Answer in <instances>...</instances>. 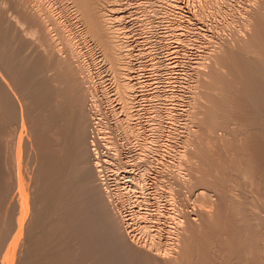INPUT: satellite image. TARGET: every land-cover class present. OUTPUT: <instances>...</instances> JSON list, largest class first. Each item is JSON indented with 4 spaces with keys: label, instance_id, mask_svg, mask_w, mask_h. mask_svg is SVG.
<instances>
[{
    "label": "rangeland",
    "instance_id": "1",
    "mask_svg": "<svg viewBox=\"0 0 264 264\" xmlns=\"http://www.w3.org/2000/svg\"><path fill=\"white\" fill-rule=\"evenodd\" d=\"M27 1V2H26ZM26 1H24V3L25 4H27V5H25L26 6V8H27V10L25 11V10H23L24 8V4H23V7H21L22 6V4H21V6L20 5H18V3L19 2H23L22 0H17V2H16V0H0V19H1V21H0V40H1V38H3L1 41H0V43H2V44H0V72H1V74H3L4 72H5V74L4 75H2V79L5 81L4 83H6V85H7V87L10 89L9 91L11 92V90H12V87H13V90H12V92L13 93H9V94H14L15 96H11L12 98H14V97H16V100H17V104L18 105H20L21 104V106L20 107H23L24 108V112L25 113H27L26 115H25V118H21L19 115V107H18V105L16 106V105H14L15 106V108L13 107L12 109H16L17 110V112L15 113V112H13L14 110H11L10 109V105L9 106H6L5 104L4 105H0L1 107H0V112L2 113H0L1 115V117H0V129L1 128H3V129H1L3 132H5V133H3L4 135H5V137H4V135L3 134H1V130H0V140H2V141H0V151H1V155H2V157L0 156V159L2 158L3 160H1V163H0V197H1V200H2V198L6 195V197H4V202H3V204H4V206H3V208H7V211H9L10 212V210L12 211V209L14 210V206H15V204H16V201L17 200H15V199H17L18 197V194L19 193H17L18 191H19V189H17V185H16V180H15V176H16V171H15V165L14 166H12L11 164H14L13 162H14V158H15V155L14 154H17L16 153V146H15V144L16 145H18L19 143H18V139H19V137L20 136H18L19 134H21V138H22V140H21V146H23L22 147V150H23V148H24V146L26 145H28L29 143H28V141H25L26 139H29V137H27V135L29 136V134L30 133H32L33 131H32V128H30V127H33V129H34V132H33V134H30L31 135V139H29V140H32V139H34V140H36V141H38L35 145H36V148H37V146H38V148L39 149H36V151L37 152H40L41 154H43V155H41V156H39V157H42L43 158V156L45 155L46 156V158L44 157V159H42L41 161H45V162H51L50 164H46L47 165V168H46V165L43 163V162H41L40 160H39V166L38 167H41V163H42V165L43 166H45L44 168H42L41 167V172H43V170L45 171V170H49L50 169V167L51 166H53V167H51V169L49 170L50 172H51V174L48 172V170H47V172L45 171V172H43V173H41L40 172V170H38V167H37V170L40 172H38L37 171V177L38 178H36V177H34L35 175H33V174H29L28 172H30L29 171V169H28V165H27V157H29L30 156V151L28 152V150H27V148H26V146H25V148H26V153H25V151L23 150V151H21L20 152V159H19V163L22 165L21 166V174H22V180H23V184H22V186H21V189H23V191L24 192H26V193H30L29 195H32V194H34V196H32L33 198L35 197V196H38L39 197V195H40V193H41V195L45 198V199H47V197H48V199H49V201H48V199L44 202V204L47 206V207H40V206H38V207H36L37 209H39V210H37V209H35V211L36 212H34L33 213V215L35 214V213H37V214H35L36 216L37 215H39L40 216V213H39V211L40 210H42V212L41 213H43V214H41L42 216L41 217H43V215H44V213H46L45 215H44V217H43V219L42 218H40L41 220L40 221H42L41 223H39V221H37V219H39L38 217L39 216H37V219H36V223H39L36 227V229H38L39 231H36V229H35V231H33L32 232V234L35 232V233H41V232H43L46 228H44L45 226H47V224L46 223H48L49 221L51 222L52 220H54V219H56V217H58L59 219H58V222H57V229H56V231L54 230L53 231V229H55V228H53L51 231L49 230V234H48V230L45 232V234L43 233V235L46 237H44V238H42L43 240H42V243H41V246L43 245V241L45 242L44 244H45V251H43L44 250V247L42 248V252H41V248H39L40 249V251H38V257L40 256V255H42L43 254V257H45V258H42L41 259V256L39 257L41 260L40 261H42L43 262V260H45L44 262H43V264L46 262V261H49L50 263H51V261L52 262H54V263H51V264H57L58 263V259L57 258H59V262L62 260V263H60V264H69V263H71V264H75L74 262H76V263H80L81 261L83 262H81L80 264H86L85 262H86V257H85V252H91V248L93 249L92 251H94V253H95V258L93 259V258H91V260L92 261H89V264H93V263H95V262H102L103 260L104 261H108L109 263L108 264H112L113 263V261H114V259H116V258H118V257H120V255L122 254L121 253V251L118 249V248H114V246H113V242L109 239V238H107V236L105 235V234H102V233H98L97 235H95V234H93L92 233V235H94L93 237H95L96 236V239L94 238V240L92 239V243L95 241V240H97L98 242H94V244L93 245H91L90 244V242L88 243L87 241H89V239L91 238V236L89 235V239H88V237H87V241L86 242H84L83 244H82V249L81 250H83L84 251V249L87 247V244L90 246H88L90 249H88V250H90V251H88L87 249H85V251H84V254L82 253V252H80L81 250H79V252L78 253H80V254H78V257L77 256H73L72 254H76V252L78 251L77 249H79L78 247H77V245H79V246H81V244L80 243H77L76 242V245L74 246V249L76 248V250H74L73 249V246H70L69 244H68V238L67 237H65V241L67 242V244L65 243V246H64V242H63V247H62V250L60 251L61 253H62V255L60 254V256L59 257H57L56 259V263H55V261H53L54 259H52L51 260V258H53V257H49V256H52V254L54 255L55 253H54V251H53V249H51V248H53V247H55V246H53L54 244L53 243H55V239H57V238H59V235L61 234V232H67V230H69V226H67L66 224V227H65V225L63 224V223H65L66 221L65 220H69L68 218V216H66V218H65V215H68L67 213L65 214V212L67 211V209L76 201V200H78V196L82 193L81 191H83L86 187H87V185H82V183L81 182H74V183H72V179L74 178V180L77 178H75V176L76 175H78L79 173H80V169H85L86 168V166L88 165V163H89V165H93V166H95L94 168H95V173H94V175H93V179H91L92 181H93V183H95L96 181L98 182V184H97V182L94 184V185H102V186H100L105 192H107L106 194V202L105 203H107L106 205H108L109 207L108 208H110L109 209V212L111 211V216L110 217H112L113 219L115 218V225L116 224H118L116 227L119 229H117L119 232V235L121 234L122 235V237L124 238V239H126V242L128 243V245H132V246H142V247H145V249H146V247H149V248H147V249H150L153 253H155V252H160L161 251V249H162V247L163 246H161V245H164L165 244V242H166V238H167V232L166 231H168V230H171L172 229V227H174L175 226V220H174V217L173 216H171V215H173V213L171 212L172 210H173V212H176L177 214L178 213H180L181 214V211H185V213H187L188 212V214L190 213V215H191V217L193 218V217H196L197 218V215H198V213H195L194 212V210L195 211H197V208L199 209V211H197V212H199L200 213V207H199V205H201L198 201H197V199H196V196H197V194H198V192L200 191V190H206V192L208 193V196H212L211 198H215V199H217V195L214 193V191H213V189H211V190H208L209 189V187L207 186V184H205L206 186L205 187H207V188H201V187H203L204 186V180L205 181H207L208 182V180H207V177H205V175L203 174V171H199V168H202V169H204L205 167H206V169L211 165V163H209V161H212V160H209L207 163H209L208 165V167H207V165L206 164H204L203 165V163H202V165L203 166H205V167H203L201 164H195L197 161H195V160H193V158H192V164H190V165H188L189 163H187L186 165L184 164V166L186 167L187 165H188V167L189 166H192L190 169H191V173H192V171H193V173H194V175H195V173L197 174V172H202L201 174H198V175H195L196 177H197V179L195 178V176H194V178L193 179H195V181H198V184H199V181L200 182H202V185L201 186H199V185H194V188H192L191 189V187L193 186V184L195 183V184H197L193 179L192 180H190V178H188L189 180V182L188 183H191L192 184V186L189 184V186H190V189H188L186 186L188 185V183L187 184H185L186 186H185V188L186 189H182V192L178 195V193H176L177 195V197L175 198V199H171V201H170V199L168 200V194H169V192H173V193H175V191H176V188L177 187H175V188H173L175 191H173V190H170V189H167L166 188V184H168V182H170L171 181V175H172V172H176V170L174 169H167V166H166V163L164 162V160H166L167 159V157H165L164 156V158L162 159V158H160V162H158L159 160L157 159L156 161H155V158H154V156L152 155L153 153H151L150 151V149L149 150H147V151H149V153H147L146 151L144 152L142 149H141V145H140V141H141V137H142V140H143V137H144V139H148V140H150L154 135H155V133H156V130L155 129H157L158 128V126H163L164 127V129L165 130H170V131H172V129H175L176 128V133H179V134H176L175 135V138H173L172 139V136L171 137H169V142H170V144H173V145H175L173 142H177L181 137H183V138H181L179 141H181V143H183V144H181L180 143V147H183L182 145H184V143L186 142V144H187V148H186V144L184 145L185 147H183V148H186V149H191L192 147H194V148H192V151H193V153H192V155L194 154V152H195V154H194V159L197 157V156H199V155H197L198 153L197 152H199V151H194V149L196 148V147H198V146H196V145H199V144H196V140H198V138L196 137V135H195V133L197 132H192L193 133V135H190V134H192L191 132H190V129H191V125H192V127H193V129L195 128V129H198L197 128V125H201V127H203L204 125L202 124V123H204V121L206 120V118H205V120L203 119H201V118H204V116L207 114L208 115V113L210 112H206V110H205V112H203L204 111V108H202V107H199V108H194V106L192 105V104H194V103H192V102H194V100L195 99H199V100H201V102L199 101V103H202V106H203V104L204 103H206V99H207V97L209 98L208 99V101L212 98V99H214V98H218V97H216V96H219V98H220V95H222V98H221V100H219L220 102H218V103H221V104H223L224 105V103L226 102V104H230L231 102H233V103H231L232 104V108L230 109H228L225 105V109H227V111L226 110H222V109H219L220 108V104L218 105V107H216L217 106V102H215V100H212L211 99V102L212 101H214L216 104H214L215 105V108H217V113H215V110H213V109H215V108H213L214 107V105H213V102L211 103H209L208 101H207V103H209V105L211 106V108L210 109H212L211 111H214L213 113H211L213 116H216V117H219V118H223L224 117V121H222V119H221V122H224L223 123V125H222V123H221V125H220V123H219V125H220V127H219V125H218V123L216 124L217 126V128H218V130L215 132V134H216V136H221V135H225V133L227 134V132H225L224 130H226V129H228V134H229V130L230 129H232L233 127H230V126H233V125H228V128H225V127H227V125L225 126V123L226 124H228V123H232V122H239V124H241L242 123V121H244V122H247V123H245V124H247V125H245L243 128L246 130V131H244L245 133H247V136H246V134L244 135V133H243V135L242 136H240L239 137V139H241V140H239L238 138V140L239 141H235L236 143V145H231V147H233V148H235V146H237V148L239 147H241V145H242V147H244V151L243 152H239V156L238 157H240V158H238V159H240V161H241V159H242V163H244L245 162V160L247 161V162H249V163H251V165L252 166H254V168L255 167H257V169L259 168V169H262L261 171H263L264 172V169H263V167H264V124H262V123H264V121H262V120H264V115L262 116V118H259V117H261V115L262 114H264V110L262 109L261 110V107L263 108V106L261 105L260 106V104H258V101L257 100H255L254 99V97H256L255 95H252L251 94V87L250 88H248V86H249V84H247V82H245V81H247V80H245L244 81V83H243V81L241 82V80L239 81L238 79L240 78V79H242L243 78V75L241 76V74L243 73L244 74V72L242 71V70H244V69H246V67H250L249 66V64H248V66H246L247 65V60H246V62H244L242 65H244L245 63H246V67H244V69H243V67H242V65L241 64H238L237 62H234L233 63V65H231V63L233 62V60L232 61H230V58L231 57H229V56H227V55H232V53L231 54H227L226 55V53H225V55L227 56V57H229V59L225 56V55H222V54H224L223 52L225 51V50H229L228 49V46L229 47H231V46H233V47H231L232 49H235V51L233 50V52L235 53V52H237V50L240 52V51H242L241 49L242 48H240V50L238 49L240 46H237L238 48H236L235 47V44L234 43H237V41H238V43H239V40H240V36L239 35H235V36H239V37H235V39L233 38L234 37V34L233 33H231L233 30V27H234V30H236L237 29V26L236 25H231L232 23V21L233 20H235L236 18H240V20L243 18V16H244V13L246 12V11H248L249 10V8L251 7V5L250 4H252L253 3V0H100V3H102V4H99L100 5V8L102 9V12L104 13V14H107V15H105L106 16V20H107V25H108V27H111L110 29H112V32H113V34L115 35L114 36V39H115V41L116 40H118V41H116L117 43H119V46H120V49H119V53H120V55H121V60L123 59V60H125V61H123V64H124V62H125V64L126 65H128L129 67L127 68V66L125 67V64H124V68L125 69H123V74H125L126 73V75H121L122 76V78L121 79H123V80H126V81H128L129 83H130V86H131V91L130 92H132L131 93V99H130V103H129V106H127V108H126V106H124V105H126L125 103H123L124 101H123V99H121L120 98V93H117V90H118V88H117V83H118V81H119V79H120V76H118V74L116 73V72H114V70L113 69H115L114 67L112 68V66L113 65H111L110 64V60L108 59V58H106L107 56H105L104 55V49H103V47L96 41V39H94V38H92V37H90V36H86V37H80L79 36V33L81 34L82 33V31H83V29L85 28V27H83L84 26V24L81 22V21H79V19H77L78 18V15H76V12H75V9H74V7L72 6V4H70V2L67 0V1H65V0H46V3L47 4H50L52 7H51V9H53V11H54V9L56 8L58 11H62L63 9V11H65L66 13H67V15L69 14V16H68V19H69V23L71 22V27H72V29H73V31H74V35H78L77 37L75 36V51H73L74 52V55H73V57L70 55V53L68 54L67 52H69V48H65V45L63 44V46H61V42H60V39H61V41H62V34H60V39L58 38L59 37V35L57 34V27L58 26H56V24L55 23H53L54 24V28H55V32H54V28H53V25L51 24V25H49L48 24V26L46 27V28H44L43 29V31H45L46 32V35H44V33H43V31H41L43 34H41L40 33V31H39V34L37 33V31H38V28H40V27H38L37 25V27L35 26V25H32V24H34V22H32V20H30V19H26V20H29V22L28 21H25L24 19V17H23V15H22V18H23V20H22V18L20 17L21 15L19 14L20 12L22 13V11H23V13H28L29 15H32L31 13L33 12V11H31V9L34 7V3H31L29 0H26ZM32 1V0H31ZM62 1H63V3L65 4H62ZM103 1V2H102ZM207 1H209L210 3H211V5L209 4L208 6H210V8H208L207 10H206V12H203L204 10H203V8L201 9V7H202V3L204 4V2H207ZM214 1H215V5L213 4L214 3ZM217 1V2H216ZM218 1H220L219 2V4H216V3H218ZM9 2H11V3H9ZM54 2V3H53ZM59 2H61V4L59 3ZM67 2H69V4L67 3ZM7 3V4H6ZM30 3H31V5H30ZM60 4V7H63L62 9H60V7H59V4ZM107 3V4H106ZM254 3H255V0H254ZM254 3L252 4V6L254 5ZM13 4H15V5H13ZM29 4V5H28ZM33 4V5H32ZM67 4V5H66ZM153 4V5H152ZM224 4H226V5H224ZM13 5V6H12ZM17 5H18V7H17ZM63 5V6H62ZM159 5V6H158ZM214 5V6H213ZM218 5V7H216ZM6 6V7H5ZM19 6L21 7V8H23L21 11L19 10ZM31 8H30V7ZM68 6V7H67ZM225 6V7H224ZM16 7V8H15ZM29 7V8H28ZM55 7V8H54ZM211 7H212V9H211ZM216 7V8H215ZM221 7H223V9L221 8ZM25 8V9H26ZM215 8V9H214ZM28 9H30V11H28ZM34 9V8H33ZM55 9V12L57 11ZM157 9H159V10H157ZM211 11H210V10ZM223 11H222V10ZM11 10V11H10ZM150 10V11H149ZM204 13H202L201 11ZM219 10V11H218ZM57 11V12H58ZM154 11V12H153ZM208 11V12H207ZM210 11V12H209ZM245 11V12H244ZM64 12V14L66 15V13ZM69 12V13H68ZM243 13V14H242ZM5 14V15H4ZM28 14H26V15H28ZM208 15V16H207ZM242 15V16H241ZM6 16V17H5ZM18 16V17H17ZM77 17V18H76ZM110 17V18H109ZM21 19V20H20ZM70 19H72L71 21H70ZM110 19V20H109ZM11 20V21H10ZM77 20V21H76ZM4 21V22H3ZM22 23H21V22ZM79 21V22H78ZM15 22V23H14ZM31 22H32V24H31ZM11 23V24H10ZM31 24V26L33 27H31L30 28V24ZM74 23V24H73ZM227 23H231V24H229V25H227ZM10 24V25H9ZM28 24H29V28H28ZM81 25V26H80ZM83 25V26H82ZM36 27V29H37V31L35 32V27ZM49 26H51V28L49 27ZM228 26H229V28H228ZM232 26V27H231ZM13 27H14V30H13ZM83 27V28H82ZM187 27V28H186ZM11 28H12V30H11ZM17 28H19V29H17ZM43 28V27H42ZM51 30H50V29ZM59 28H60V26H59ZM34 29V30H33ZM41 29V28H40ZM39 29V30H40ZM47 29H49V30H47ZM232 31H231V30ZM245 28H243V30H244ZM30 30V31H29ZM31 30H33L34 31V33H36V35L34 34V33H32L33 31H31ZM42 30V29H41ZM59 30H60V32H62L61 30V28L60 29H58V33H59ZM113 30H115V31H113ZM9 31V32H8ZM48 31V32H47ZM77 31L79 32L78 34H77ZM81 31V32H80ZM230 31V32H229ZM8 32V33H7ZM12 32V33H11ZM29 34H28V33ZM115 32H117V33H115ZM234 32V31H233ZM245 32L248 34V31L247 30H245V31H242V33H239V34H244L243 35V37H242V39L243 40H240V41H244V40H246V39H248V37H246L247 35L245 34ZM47 33H51V34H48L47 35ZM225 33V34H224ZM4 34V35H3ZM11 34H12V36H11ZM31 34V35H30ZM40 34H41V38H40ZM221 34V35H220ZM229 34H230V36L232 37V35H233V37L231 38L230 36H229ZM232 34V35H231ZM10 37H8V36ZM42 35H44V36H47V37H45V39L43 40V41H39V39L38 38H40V40L42 39V37L44 38V36H42ZM50 35H51V37H52V39H51V37H50ZM119 35V36H118ZM50 38H49V37ZM242 36V35H241ZM249 36V35H248ZM26 37V38H25ZM116 37V38H115ZM222 37V38H221ZM224 37V38H223ZM229 37V39L227 40L226 38H228ZM85 38V39H84ZM217 38V39H216ZM233 39V40H231V39ZM236 38H238V39H236ZM245 38V39H244ZM264 38V37H263ZM8 39V40H7ZM33 39V40H32ZM49 39H51L50 40V45H52V46H49V47H47V49L49 50V48L51 49V51H48L47 49H46V46H48L49 44H46L48 41L47 40H49ZM93 39V40H92ZM122 39V40H121ZM222 39V40H221ZM231 41V42H222L223 44H221V43H219V42H221V41ZM250 39V38H249ZM258 39V38H257ZM256 38H255V40H256V42H254L255 40L254 39H252L251 38V41L252 40H254V41H252L253 43V45H254V43H256L257 44V42H258V44H259V42H260V40H261V38H260V40L258 41ZM29 40V41H28ZM32 40V41H31ZM47 42H46V41ZM53 40V41H52ZM237 40V41H236ZM82 41V42H81ZM236 41V42H235ZM250 41V42H251ZM26 42V43H25ZM28 42V43H27ZM29 42H31V44L29 43ZM38 42V43H37ZM44 42H46V43H44ZM120 42H122L121 43V45H120ZM247 42H248V40H247ZM13 43V44H12ZM42 43V44H41ZM54 43V44H53ZM99 45H98V44ZM124 43V44H123ZM237 43V44H238ZM245 44H246V42H244ZM243 43V44H244ZM264 43V39H263V42H262V40H261V44H260V47H263L264 48V45H262ZM27 44V45H26ZM29 44V45H28ZM44 44H46V46H44ZM236 44V45H237ZM240 45H241V47H242V42L241 43H239ZM252 44H250V45H248V44H246L245 46L246 47H248L247 48V51H248V49H249V47L251 48L250 50V55H251V53L253 54V55H251V57H250V55H249V57L247 56V55H245V54H249V53H246L245 51V53H243V54H241L242 56H247L246 57V59L247 58H251V62L252 63H254L256 60H258V59H264V55H261V52H260V50L262 49H260L259 50V45L257 44V48H255V46H256V44L254 45V47H253V49H252V47L251 46H253ZM22 45V46H21ZM55 45V46H54ZM211 45V46H210ZM216 45V46H215ZM248 45V46H247ZM29 46V47H28ZM33 46H35V48L33 47ZM38 46V47H37ZM101 46V47H100ZM244 46V47H245ZM45 47V48H44ZM51 47H53V48H51ZM64 49H63V48ZM122 47V48H121ZM130 47V48H129ZM220 47H227L225 50L223 49H221ZM219 48L221 49V54H220V51L218 52V50H219ZM43 49L45 50L44 52H43ZM65 49H67L66 51L67 52H65L64 50ZM103 49V50H102ZM121 49H122V51H121ZM237 49V50H236ZM246 49V48H245ZM255 49V50H254ZM4 50V51H3ZM42 50V51H41ZM60 50V51H59ZM77 50V51H76ZM213 50V51H212ZM216 52H218L219 53V55H217V53H215V51ZM244 50V49H243ZM253 50V51H252ZM259 50V51H258ZM17 51V52H16ZM20 51V52H19ZM28 51V52H27ZM46 51H48L47 53L48 54H50V55H48V54H46ZM122 53H121V52ZM262 51V50H261ZM31 52H32V54H31ZM41 52V55H38V53H40ZM43 52V53H42ZM51 52H52V54H51ZM54 52V53H53ZM63 52H65V53H63ZM75 52H77V54H75ZM225 52H227V51H225ZM230 52V51H229ZM2 53V54H1ZM37 53V54H36ZM211 53V54H210ZM228 53V52H227ZM240 53H242V52H240ZM259 53H260V55H259ZM264 53V52H263ZM12 54V55H11ZM46 57L45 59L43 58V57H41V59L43 58V63H42V61H40L41 59H38V58H40L39 56H43V55ZM55 54V55H54ZM65 54H68L69 56L68 57H71L70 59H71V61L73 60V64H71V65H69L70 67L72 66V69L71 68H67V69H71V71L74 69V71L75 70H77L76 72H72V73H74L73 75H72V77L74 78H72L71 77V75H70V73L69 72H71V71H69L68 73H66L67 71H66V69L64 70V67H67L66 66V64L68 65L69 63H67V61L66 60H64V55ZM122 54H123V56H122ZM217 55V56H215V55ZM257 54V55H256ZM25 55H26V57H25ZM30 55V56H29ZM35 55L38 57H36L35 58V60H34V57H35ZM57 55H58V57L59 56H61V57H63L62 59L64 60V61H66V64H65V66H61V65H63L62 63L64 62L62 59H61V57H59L58 59H57ZM214 55V56H213ZM221 55L223 56V58H224V56H225V60L226 59H228V64H227V62H226V64H224L225 65V67H222L223 68V71H224V73H223V75L225 74L226 75V77L228 78L229 77V81H230V83H231V81H232V83L230 84V83H226V82H228V81H226L227 80V78H226V80H224L223 79V77H221V75H220V79H223V80H221V82H224V85H223V83H221V82H219V80H218V82L215 84L214 83V81L212 82V81H210V83L212 82V83H214V85H216L215 87H214V85H213V87L211 86V89H213V88H216V89H213L212 91V93L210 92V94H212V95H210V96H207L206 98H205V96H204V98H202L201 99V97H202V92L203 91H198V88L200 87V86H198V85H200V81L202 82V84H201V86L203 85V83L205 82V80H206V82H207V77H205V75H200V74H198V78L200 79V81H199V79H195V81L197 82V84H198V82H199V84L197 85L196 83H195V81L194 82H192V81H190V82H192V84H193V86L196 84L198 87H195V88H197V90H196V92H194L195 93V95H193L192 94V92L191 91H189V90H193L194 89V91H195V88H191V89H188L187 88V83L189 82V80H191L190 79V76H192L193 74H194V72H195V70H204V69H206V71H205V73L206 72H208L209 70H211L210 68H209V70H208V68L206 67H202L201 66V64L203 63V62H208L209 60V63L211 62V63H213L212 62V60L213 61H215L216 60V58L218 57V56H220L221 57ZM27 56H28V58H29V60H28V58H27ZM48 56V57H47ZM55 56V57H54ZM65 56H67V55H65ZM76 56V57H75ZM78 56V57H77ZM209 56H210V58H209ZM213 56V57H212ZM241 56V57H242ZM22 58V59H21ZM24 58H26V59H24ZM66 58V57H65ZM79 58V59H78ZM209 58V59H208ZM232 58H233V55H232ZM231 58V59H232ZM245 57H243V60L245 61V59H244ZM252 58H254V59H252ZM67 59V58H66ZM70 59H68L69 61H70ZM75 59H76V61H77V65L75 64ZM108 59V60H107ZM222 59V58H221ZM10 60V61H9ZM21 60V61H20ZM24 60V61H23ZM27 60V61H26ZM33 60V61H32ZM51 60V61H50ZM52 60H54V61H52ZM55 60H58V62L61 60V61H63L62 63H61V61L59 62V63H57V61L55 62ZM79 60V61H78ZM203 60V61H202ZM208 60V61H207ZM253 60V61H252ZM255 60V61H254ZM4 61V62H3ZM38 61H40V63H38ZM68 61V62H69ZM71 61H70V63H71ZM82 62V64L83 63H86V65L88 66V71L86 72V69H84L85 70V72H84V70H83V65L81 64V62ZM127 61V62H126ZM129 61V62H128ZM3 62V63H2ZM30 62H31V64H30ZM53 64H51V63ZM55 62V63H54ZM79 62V63H78ZM200 62H201V64H200ZM231 62V63H230ZM23 63V64H22ZM24 63H25V65H24ZM57 63V64H56ZM210 63V64H211ZM235 63H237V66L238 65H241L240 67H241V70L240 69H237V68H240V67H237L236 66V64ZM250 63V62H249ZM252 63H251V66H252ZM256 63V62H255ZM254 63V65H257V64H255ZM3 64H5V66L3 65ZM41 64V65H40ZM42 64H45L44 66L42 65ZM51 64V65H50ZM55 64V65H54ZM82 65L81 66V68L80 69H82V71L80 72L79 71V67H78V65ZM214 64V63H213ZM212 64V65H213ZM12 65H14L13 67H12ZM24 65V66H23ZM30 65V66H29ZM32 65V66H31ZM34 65H36V66H34ZM60 65V66H59ZM212 65H210V67L212 68ZM2 66H3V68H2ZM23 68H22V67ZM28 66H29V68H28ZM54 66H57V67H55L54 68ZM7 67V68H6ZM25 67V68H24ZM45 67H47V68H45ZM60 67V68H59ZM63 67V68H62ZM83 67V68H82ZM237 67V68H236ZM12 68V69H11ZM20 68H22V69H20ZM38 68V69H37ZM41 68V69H40ZM45 68V69H44ZM53 68V69H52ZM122 68H123V66H122ZM198 68V69H197ZM225 68V69H224ZM5 69V70H4ZM29 69V70H28ZM40 69V70H39ZM44 69V70H43ZM49 69V70H48ZM57 69H58V71H57ZM60 69V70H59ZM129 69V70H128ZM214 69V68H213ZM237 69V70H236ZM1 70H3V71H1ZM32 70V71H31ZM36 72H35V71ZM44 72H43V71ZM48 70V71H47ZM127 70V71H126ZM201 70V71H202ZM240 70V71H239ZM7 71V72H6ZM13 73H11V72ZM24 71V75H23V73H21V72H23ZM37 71H38V73H37ZM47 71V72H46ZM66 71V72H65ZM79 71V73H77ZM116 71V70H115ZM192 71H194V72H192ZM204 71H203V73H204ZM242 72V73H239V72ZM26 72H27V74H26ZM55 72V73H54ZM56 72L58 73V74H56ZM59 72L62 74L63 72L64 73H66V74H64L63 73V75H65V76H63V75H61V76H59L60 74H59ZM229 72V73H228ZM236 72H238L239 73V75L241 76V77H239V75H238V73H236ZM9 73V74H8ZM15 73V74H14ZM34 73V74H33ZM39 73H40V75H39ZM44 73V74H43ZM75 73H77V74H75ZM86 73V74H85ZM90 73V74H89ZM114 73V74H113ZM117 74V76H116V74ZM193 73V74H192ZM228 73V74H227ZM231 73V74H230ZM234 73H236L234 76H233V74ZM36 74V75H35ZM48 74V75H47ZM52 74V75H51ZM55 74V75H54ZM91 76V78L90 77H88L89 75ZM187 74V75H186ZM12 75V76H11ZM42 75H43V77H42ZM57 75V77H55ZM67 75V76H66ZM70 75V76H69ZM78 75V76H77ZM199 75L202 77H204L203 79L204 80H202V78H200L199 77ZM230 75V76H229ZM9 78H8V77ZM29 76H30V78L31 77H33V79L31 78H29ZM36 76V77H35ZM50 76H54L53 78L52 77H50ZM77 76V77H76ZM84 76H85V78H84ZM127 76V77H126ZM238 76V77H237ZM5 77V78H4ZM7 77V78H6ZM23 77V78H22ZM24 77H25V79H24ZM38 77H40V78H38ZM49 77V78H48ZM63 77H65V79L64 80H66V79H69V80H66L67 82H63V79H60V78H63ZM81 77H83V80L80 78V83H83V84H81L82 85V87L80 86L79 87V85H80V83H79V81H78V83H77V80L79 79V78ZM117 77H119V79H117V82H116V78ZM126 77V78H125ZM131 77V78H130ZM184 77V78H183ZM234 77H237V80L234 78ZM28 78V79H27ZM57 78V79H56ZM70 78L72 79V81L73 80H75L74 82H75V84H74V82H72L71 80H70ZM206 78V79H205ZM234 78V79H233ZM12 79H15L14 81L12 80ZM38 81H37V80ZM43 79H46L45 81L43 80ZM49 79V80H48ZM51 79H52V81H54V82H52L51 81ZM59 79V80H58ZM86 79V80H85ZM87 79H89L90 80V82H89V80H87ZM231 79V80H230ZM21 80V81H20ZM23 80V81H22ZM25 80H27L26 82L28 83H26L25 82ZM34 80V81H33ZM48 80V81H47ZM56 80H58V81H56ZM114 80H115V82H114ZM242 80H244V79H242ZM20 81V82H19ZM42 81V82H41ZM61 81V82H60ZM82 81H84V82H82ZM85 81H88V83L86 82L85 83ZM204 81V82H203ZM15 82V83H14ZM22 82H25V84L26 85H24V83H22ZM36 82V83H35ZM41 84H40V83ZM43 82H44V84H43ZM59 83L58 85H55V84H57V83ZM71 82V86L69 87V83ZM209 82V81H208ZM208 82H207V84H208ZM47 83V84H46ZM54 83V84H53ZM68 85H67V84ZM219 83V84H218ZM221 83V84H220ZM12 84H13V86H12ZM15 84V85H14ZM18 84V85H17ZM20 84V85H19ZM22 84V85H21ZM37 86H36V85ZM38 84H40L41 85V87H39V85ZM48 84H50V86L48 85ZM51 84H53L52 86H51ZM60 84H64L63 86H61ZM132 84V85H131ZM207 84H205V85H207ZM226 84H228V85H226ZM232 84H234V85H232ZM9 85V86H8ZM44 85V86H43ZM74 85V86H73ZM204 85V87H206V89H207V86H205ZM212 85V84H211ZM230 85H232V88H231V86ZM27 86V87H26ZM48 86V87H47ZM64 86L66 87V89L67 90H65V89H63L64 88ZM73 86V87H72ZM78 87V90H77V92H76V90L75 89H77V87ZM222 86V87H221ZM235 86V87H234ZM15 87H17L19 90H17L16 91V89L17 88H15ZM20 87V88H19ZM44 87V88H43ZM55 87V88H54ZM60 87L62 88V89H60ZM72 87V88H71ZM76 87V88H75ZM88 87V88H87ZM220 88V90H219V88ZM228 87H230L229 89H228ZM235 88V90H236V88H240L241 90V92L239 91H236V93H235V90H232V89H234ZM41 88V89H40ZM43 88V89H42ZM71 88V89H70ZM80 88V89H79ZM84 88V90H85V92H84V90H82V93L83 94H81L80 92H81V89H83ZM94 88V89H93ZM201 88H203V87H200L199 89H201ZM209 88V87H208ZM40 89V90H39ZM44 89H46V91H43ZM48 89V90H47ZM52 89V90H51ZM72 89L73 90H75V92H76V94L75 93H73V91H72ZM91 89V90H90ZM187 89V90H186ZM205 89V90H206ZM250 89V90H249ZM35 90V91H34ZM50 90L52 91V92H50ZM62 90H63V92H62ZM64 90H65V93H64ZM90 90V91H89ZM202 90V89H201ZM204 90V91H205ZM216 90V91H215ZM228 90V91H227ZM231 90V91H230ZM243 90V91H242ZM1 91V90H0ZM9 91H7V93L9 92ZM14 91H16V92H14ZM38 91H41V93H42V95L40 96V92H39V94H38ZM55 91V92H54ZM67 91V92H66ZM80 91V92H79ZM87 91H88V93H87ZM91 91H93L92 92V94H91ZM95 91V92H94ZM119 91V90H118ZM207 92L208 91H210L209 89L208 90H206ZM204 92V93H207V92ZM225 91H227V92H225ZM28 92V93H27ZM32 94H31V93ZM35 92V93H34ZM44 92V93H43ZM56 92H58L59 94H57ZM90 92V93H89ZM198 92H200V93H198ZM218 92H223V93H218ZM230 92V93H229ZM243 92V93H242ZM3 94V91H1L0 92V94ZM23 93V94H22ZM39 95H37V94ZM47 93V94H46ZM62 93V94H61ZM73 93V94H72ZM77 93L79 94H81L80 95V97L79 96H77ZM94 93H96L95 95L96 96H94ZM199 95H198V94ZM227 93V94H226ZM232 93H235V95L233 94V95H230V94H232ZM29 96H28V95ZM54 94V95H53ZM66 94V95H65ZM86 94L88 95V96H86ZM94 97H92L91 95ZM190 94H192L194 97H197V98H193V96H191L190 97ZM219 94V95H218ZM229 94V95H228ZM241 94V95H240ZM4 95H5V93H4ZM19 95V96H18ZM23 95V96H22ZM31 95V96H30ZM35 95V96H34ZM51 95H52V97H51ZM62 95H64V96H62ZM72 95H75L74 97L72 96ZM201 95V96H200ZM246 96L247 97V100H248V102L249 103H246V98H244L243 96ZM10 96V95H9ZM22 96V97H21ZM37 96V97H36ZM60 98H59V97ZM67 96V97H66ZM70 96V97H69ZM85 96V97H84ZM224 96H227V97H224ZM231 96L233 97V98H231ZM237 96V97H236ZM241 96V97H240ZM28 97H29V99H31V100H29L28 99ZM34 97H36V100L34 99ZM38 97H40V98H38ZM44 98L45 97V99H42L41 100V98ZM69 97V98H68ZM76 97H78V105L76 104V106L77 107H75V105H73L74 103L71 101L72 99H73V101H75V98ZM83 97V98H82ZM89 97V98H88ZM214 97V98H213ZM224 97V98H223ZM258 97V96H257ZM38 98V99H37ZM56 98H58V100L56 99ZM67 98V99H66ZM71 98V99H70ZM84 98H87L86 100H88V101H86V103L85 102H82V101H85V99ZM92 98V99H91ZM97 98L100 100H98V102H100V103H98L97 102ZM193 98V99H192ZM218 98V99H219ZM230 98L232 99L231 101H230ZM241 98H243V99H241ZM15 99V98H14ZM29 100V103L27 102V100ZM55 99V100H54ZM62 99V100H61ZM65 99V100H64ZM81 99V100H80ZM94 99V100H93ZM121 99V100H120ZM226 99V100H225ZM258 99V98H257ZM24 100V101H23ZM36 102H35V101ZM46 100H49V101H47V103L45 102ZM52 100V101H51ZM167 100V101H166ZM192 100V101H191ZM204 100V101H203ZM225 100V101H224ZM235 100V101H234ZM243 100H246V101H243ZM256 101V102H254V101ZM37 101L39 102L38 104L39 105H37ZM42 101H43V103H42ZM50 101H51V103L52 104H56V107L54 106V105H52L51 103H50ZM55 101V102H54ZM58 101V102H57ZM61 103H63V104H61ZM67 101V102H66ZM69 101V102H68ZM79 101H80V104H79ZM90 101H91V103H90ZM123 101V102H122ZM132 101V102H131ZM189 101H191V102H189ZM196 102H197V100H195ZM217 101V100H216ZM223 101V102H222ZM242 101V102H241ZM23 102V103H22ZM25 102H27V103H25ZM30 102H32V103H30ZM204 102V103H203ZM25 103V104H24ZM48 103H50L49 105H51V106H54V107H52L53 109H46L47 111H45V107L44 108H42L43 110H40V108L41 107H43V106H46V105H48ZM65 103H67V104H72V105H70V107L71 108H69V106L67 105V104H65ZM84 103V104H83ZM97 103L99 104L98 106H97ZM198 103V102H197ZM198 103V105L197 106H201L200 104ZM244 105H243V104ZM246 103V104H245ZM251 103V104H250ZM24 104V105H23ZM28 106H27V105ZM31 104H33V106L31 105ZM58 104V105H57ZM87 104V105H86ZM190 104L192 105V106H190ZM229 104L227 105L228 107H230L229 106ZM230 104V105H231ZM235 106H237L238 108L240 107V109H238V110H240V113L236 110V108L237 107H235ZM256 104L258 105V106H260V107H258V106H256ZM27 106V108H31V109H27L26 108V106ZM35 105H37V106H35ZM133 105V106H132ZM190 107H189V106ZM208 105V104H207ZM208 105V106H209ZM223 105H222V107H223ZM247 105H248V107H251V110H250V108H248L247 107ZM2 106H4V107H2ZM79 106V107H78ZM86 106V107H85ZM123 106V107H122ZM196 106V107H197ZM207 106V108L209 109V107ZM233 106H234V108H235V111H234V108H233ZM244 106V107H243ZM8 107H9V109H8ZM18 107V108H17ZM47 107V106H46ZM57 107H59V108H57ZM80 107H82V108H80ZM98 107V108H97ZM159 107H161V108H164L165 110H167V111H170V112H168L169 113V115L168 116H165L164 118H160L158 115H157V110H159ZM204 107V106H203ZM221 107V108H222ZM35 108V109H34ZM84 108V109H83ZM188 108V109H187ZM191 108H194V109H191ZM205 108H206V104H205ZM241 108H242V110H241ZM243 108H247V109H244L245 110V113H246V110L248 111V112H251V113H249V114H251V115H249V114H245L246 116H251V117H249L248 116V118H246V116L241 112V111H243ZM258 108V111L256 110ZM5 109V110H4ZM8 109V110H7ZM26 109H27V111H26ZM56 109H57V111H56ZM66 109H68V110H66ZM75 109H77V110H75ZM86 109V110H85ZM88 109V110H87ZM199 109H201V110H199ZM203 109V110H202ZM209 109V110H210ZM218 109L219 110H221V112L219 113L218 112ZM224 109V108H223ZM30 110V111H29ZM60 110V111H59ZM63 110H64V113H63ZM129 110H131V111H129ZM190 110H191V112H192V114L193 113H195L194 112V110L196 111H202L203 113H205V115L203 114V113H201L202 115H204V116H202L201 114H195L196 115V117H198L197 119H196V117H195V119L193 120V118L191 117V115H190ZM230 110V113L228 112ZM233 110V111H232ZM10 111V112H9ZM12 111V112H11ZM40 111V112H39ZM41 111L42 112H44V113H42L41 114ZM62 111V112H61ZM85 111V112H84ZM188 111H189V113H188ZM5 112V113H4ZM35 112H36V114L38 113V115H36L35 114ZM48 112V113H47ZM71 112H73V113H71ZM76 114H75V113ZM78 112V113H77ZM126 112V113H125ZM128 112V113H127ZM186 112H187V114H186ZM222 112H224V113H222ZM227 112L229 113V114H227ZM244 112V111H243ZM254 112H257V113H255V116L253 115L254 114ZM13 113V114H12ZM15 113V114H14ZM18 113V114H17ZM32 113V114H31ZM46 113V114H45ZM55 113V114H54ZM61 113H63V114H61ZM85 113H86V115H88V116H86L85 115ZM171 113H172V115H171ZM237 113V114H236ZM260 113H262L261 115H260ZM6 114V115H5ZM7 114H10V116L9 115H7ZM12 114V115H11ZM18 115V117H17V115ZM30 114V115H29ZM42 116H40V115ZM48 114V115H47ZM69 114V115H68ZM78 114V115H77ZM127 114H128V117H127ZM188 115L187 117H186V115ZM208 115V117L209 116H212V115ZM214 114H222V115H220V116H217V115H214ZM226 114V115H225ZM241 114H243V117L241 116ZM256 114H257V116H256ZM43 115H45V116H43ZM47 115V116H46ZM56 115V116H55ZM65 115H67V116H65ZM83 115H85L86 116V118H85V116H83ZM131 115V116H130ZM201 115V116H200ZM224 115V116H223ZM9 116V117H8ZM14 117V119H12L13 117ZM30 116V117H29ZM31 116H32V118H31ZM51 116V117H50ZM63 116V117H62ZM75 116V118H74V120H73V117ZM80 116V117H79ZM125 116H126V118H128V119H126L125 118ZM177 117V118H175V117ZM193 116V115H192ZM200 116V117H199ZM222 116V117H221ZM2 117H6V118H2ZM16 117L18 118V119H20V120H18V119H16ZM45 117L47 118V119H45ZM53 117V118H52ZM67 117V118H66ZM82 117H84V118H82ZM88 117H89V119H90V122L88 121L89 119H88ZM129 117H130V119H129ZM189 117V118H188ZM206 117V116H205ZM207 117V118H208ZM229 117H231V118H229ZM233 117V118H232ZM236 117V118H235ZM242 119H240V118ZM41 118V119H40ZM42 118H43V120H44V122H43V120H42ZM51 118V119H50ZM65 118V119H64ZM125 118V119H124ZM156 118V119H155ZM235 118V119H234ZM243 118H244V120H243ZM9 119V120H8ZM11 119V120H10ZM15 119L17 120V121H15ZM22 119V120H21ZM29 119V120H28ZM31 119V120H30ZM35 119V120H34ZM37 119V120H36ZM48 119H50L51 121H52V123H53V128H54V126L56 125H54V122L56 123V121H59V122H57V124H58V126L56 127L55 126V130H56V128H57V130H58V128H59V130L57 131H54V132H56L57 133V135H61L62 137H63V140L64 141H62L61 139L62 138H60V135L59 136H57V139L56 138H54V137H56L55 136V134L56 133H54V134H49L50 136H53V137H48V135H46V134H48L49 132V129H52L51 128V126H52V124H51V122H50V120H48ZM55 119H63V120H56L55 121ZM82 119V120H81ZM86 121H85V120ZM160 119V120H159ZM187 119L188 120H192L193 121V123H192V121H187ZM200 119L203 121L202 123H200L201 121H200ZM234 119V120H233ZM238 121H237V120ZM247 119V120H246ZM250 119V120H249ZM260 119H262V120H260ZM7 120H8V122H7ZM46 120H48V121H46ZM53 120H54V122H53ZM196 120V121H195ZM198 120L200 121V122H198ZM231 120V121H230ZM241 120V121H240ZM256 120V121H255ZM12 122V121H14V123L12 122L11 123V125H10V122ZM19 121H20V123H22L23 121H25V122H23L22 124L23 125H21L20 123H19ZM27 121H29V122H27ZM72 121H73V123H72ZM82 121H83V124H82ZM84 121H85V123H84ZM88 121V122H87ZM157 121H159V122H157ZM226 121V122H225ZM229 121V122H228ZM254 121H255V128H258V129H260V130H263L262 131V134H260V133H258L257 131H259L258 129H255L254 128ZM261 121V122H260ZM3 122V123H2ZM4 122L6 123V124H4ZM31 122H33L32 124H31ZM49 122H50V126H48L49 125ZM62 122V123H61ZM65 122H67V123H65ZM80 122V123H79ZM123 122V123H122ZM130 122V123H129ZM199 124H198V123ZM228 122V123H227ZM234 122V123H235ZM258 122V123H257ZM17 123V125H15ZM30 123V124H29ZM87 123H88V125H90V127L87 125ZM90 123V124H89ZM189 123H191V124H189ZM207 123L208 122H206V123H204V124H206L207 125ZM233 123V124H234ZM2 124H3V126H2ZM34 124V125H33ZM39 124H43L42 126L41 125H39ZM48 124V125H47ZM65 124V125H64ZM72 124V125H71ZM79 124V125H78ZM92 124V125H91ZM118 124H121V125H124L125 127H129V126H133V128L136 130L137 129V131H139V133H142L143 135H145V136H141V137H136V136H130V138H128V139H124V138H122V127H121V125H119L118 126ZM127 124L129 125V126H127ZM158 124V125H157ZM161 124V125H160ZM175 124V125H174ZM187 124V125H186ZM194 124V125H193ZM195 124H196V126H195ZM210 124V123H209ZM215 124V123H214ZM236 124H238V123H236ZM259 124V125H258ZM263 126H262V125ZM8 125V126H7ZM14 125V126H13ZM26 125V126H25ZM27 125H32V126H27ZM82 125V126H81ZM114 125V126H113ZM174 125V126H173ZM190 125V126H189ZM200 125L198 126V127H200ZM205 125V126H206ZM242 125H244L243 123H242ZM250 125H251V127H250ZM6 126V127H5ZM17 126V127H16ZM35 126H37V131L35 132ZM62 126V127H61ZM86 126V127H85ZM115 126H117V127H115ZM137 126V127H136ZM148 126V127H147ZM184 126V127H183ZM187 126H189V127H187ZM214 126V125H213ZM258 126H262L261 128L260 127H258ZM19 127V128H18ZM26 127H28L29 128V130L31 129V131H28V129L26 128ZM42 128V129H38V128ZM60 127H61V129H60ZM63 127H65V128H63ZM80 129H79V128ZM172 127V128H171ZM200 127V128H201ZM208 127V126H207ZM207 127H204V128H207ZM212 127V126H211ZM223 127V128H222ZM230 127V128H229ZM9 128V129H8ZM21 128V129H20ZM23 128V129H22ZM48 130L47 132H46V130ZM49 128V129H48ZM67 128V129H66ZM87 130H89L90 128V130H89V132L88 131H86V129ZM99 128V129H98ZM190 128V129H189ZM216 128V129H217ZM223 130H222V129ZM225 128V129H224ZM251 130H250V129ZM263 128V129H262ZM19 129V130H18ZM25 129V130H24ZM44 129V130H43ZM63 129V130H62ZM189 129V134H188V130ZM247 129H249V130H247ZM7 130V131H6ZM21 130H23V131H21ZM38 130H41V131H38ZM53 130V129H52ZM83 130V131H82ZM115 130V131H114ZM199 130V129H198ZM222 130V131H221ZM17 131V132H16ZM24 131H26L27 132V134H25V132ZM84 131H85V133H84ZM192 131V130H191ZM212 131H213V133H214V131H215V126L213 127V129H212ZM232 131H233V129H232ZM248 131V132H247ZM9 132V133H8ZM11 132V133H10ZM37 132L39 133V134H37ZM75 132L77 133V134H75ZM86 132H87V134H86ZM109 132V133H108ZM150 132V133H149ZM185 132V133H184ZM225 132V133H224ZM231 132V131H230ZM6 133H8V134H11V135H7ZM15 133H16V135H15ZM44 134V135H41V134ZM67 135H66V134ZM73 135H72V134ZM78 133H79V135H78ZM186 133H187V135H186ZM198 133V132H197ZM196 133V134H197ZM232 133V132H231ZM65 134V135H64ZM147 134V135H146ZM221 134V135H220ZM2 135V136H1ZM22 135H24V136H26V137H24V136H22ZM32 135H34V136H32ZM37 135V136H36ZM84 135L86 136L85 137V140H82V139H84ZM181 135V136H180ZM183 135V136H182ZM186 135V137H184ZM188 135H190L191 137H189ZM46 137L45 138V140L43 139V138H41V137ZM68 136V137H67ZM72 136H73V139H72ZM79 136V137H78ZM108 136H115L116 138H115V140H116V142H117V145L119 146V147H123V149H124V152H123V154H119L116 150H115V148L112 146V145H110V144H108L107 142H104L103 141V139L104 140H106V138L108 137ZM121 136V137H120ZM146 136H147V138H146ZM179 136V137H178ZM187 136H188V138H190L189 140H191V139H193L194 138V136H195V138H197L196 140H195V138H194V142H195V146H194V143H193V141H192V143L190 142V141H188V138H187ZM246 136V137H245ZM1 137H4V138H1ZM18 137V138H17ZM38 137V138H37ZM39 137L41 138V139H39ZM67 137V138H66ZM69 137L72 139V141H71V139H69ZM88 137V138H87ZM103 137V138H102ZM177 137V138H176ZM242 137H244V138H242ZM250 137V138H249ZM11 138V139H10ZM23 138H25L24 140H23ZM49 138H52L53 139V141H52V139H49ZM75 138V139H74ZM87 138V139H86ZM123 140H122V139ZM133 138H135V139H133ZM171 138V139H170ZM17 139V140H16ZM43 139V140H42ZM67 139V140H66ZM80 141H79V140ZM108 139V138H107ZM166 138L164 137V140H165ZM185 139V140H184ZM187 139V140H186ZM12 140V141H11ZM47 140H48V143L50 144L49 145V147H47L48 146V144H47ZM57 140V141H56ZM86 140H87V142H86ZM139 140V141H138ZM3 141H5V143L3 142ZM11 141V142H10ZM16 141V142H15ZM23 141H25L26 142V144L23 142ZM42 141V142H41ZM45 141V142H44ZM166 141V140H165ZM172 141V142H171ZM41 142V143H40ZM44 142V143H43ZM51 142H53V143H51ZM62 145H60L59 143ZM63 142V143H62ZM67 142V143H66ZM72 142V143H71ZM81 142H84L83 144L84 145H86L87 143H89V146L88 145H86V147L87 148H89V150L87 149V148H85V146H83V147H81ZM92 142V143H91ZM189 142L193 145V146H191L190 147V144H189ZM242 144H241V143ZM1 143H4V147L2 148L1 146H3ZM22 143H24V144H22ZM28 143V144H27ZM35 143V142H34ZM58 143V144H57ZM198 143V142H197ZM238 143H240V146H238ZM14 144V145H13ZM70 144V145H69ZM80 144V145H79ZM151 144V143H150ZM46 145V147H43V146H45ZM55 145H58V146H55ZM69 145V146H68ZM107 145H110V146H107ZM122 145V146H121ZM11 146V147H10ZM50 146H52V147H54V149H55V151H52V147L50 148ZM64 146V147H63ZM72 146H73V148H72ZM79 146V147H78ZM140 146V147H139ZM13 147H14V150H15V153H14V150H11V149H13ZM18 147V146H17ZM28 147V146H27ZM41 147V148H40ZM57 147V148H56ZM60 147V148H59ZM81 147V148H80ZM109 147V148H108ZM114 149H113V148ZM250 147V148H249ZM263 147V148H262ZM42 148H43V150H42ZM45 148H46V150H45ZM50 148V149H49ZM62 148H64L63 149V151H62ZM66 148V149H65ZM71 148H72V150H74V151H72L71 150ZM79 148H80V150H79ZM82 148H84V149H82ZM92 148V149H91ZM140 148V149H139ZM199 148H201L200 146H199ZM3 149H5V151L3 150ZM29 149V148H28ZM48 149V150H47ZM53 149V150H54ZM61 149V150H60ZM148 149V148H147ZM231 149V148H230ZM7 150H8V152H7ZM39 150H41V151H39ZM45 150V151H44ZM50 150V151H49ZM66 150V151H65ZM86 150H88L89 151V153H91V154H89L88 153V151H87V153L89 154V155H91V156H89V157H87L88 156V154H87V156H86V154H85V152H86ZM92 150V151H91ZM182 150V149H181ZM12 151V152H11ZM35 151V152H36ZM43 151V152H42ZM48 151V152H47ZM60 151H62V152H60ZM66 153H65V152ZM71 151H72V153H71ZM76 151V152H75ZM81 151H84V154H82V152ZM142 151V152H141ZM203 151V150H202ZM260 151V152H259ZM3 152H5L4 154H3ZM35 152H33L34 153V155H35ZM45 152V153H44ZM46 152H47V154L50 152V156L49 155H47L46 154ZM61 154H60V153ZM139 152H141V153H139ZM246 152V153H245ZM6 153H8V154H6ZM10 153H12V154H10ZM24 153H25V155L27 156V154H29L27 157L26 156H24ZM40 153H37L38 155H40ZM54 153V154H53ZM55 153H56V155H55ZM62 153H65V155L64 154H62ZM79 155H78V154ZM197 153V154H196ZM200 153V152H199ZM230 153V152H229ZM36 154V155H37ZM82 155V157L80 158V157H78V156H81ZM93 154V155H92ZM119 154V155H118ZM145 155V158L143 157L144 155ZM232 153H230V155H231ZM244 154V155H243ZM250 154V155H249ZM12 155V157L10 158V156ZM22 155H23V157H25L26 158V161H24L25 160V158H24V160H22L21 161V159H23V157H22ZM55 155V156H54ZM60 155V156H59ZM72 155V156H71ZM197 155V156H196ZM201 155H206V154H202L201 153ZM230 155H228V157H231ZM241 155V156H240ZM247 155V156H246ZM7 158H6V157ZM48 156V157H47ZM59 158L58 159V161H56V167L58 166V168L61 170V172H63L62 174L64 175V177H63V175L61 174V172L60 171H58V170H56V172L55 171H53L56 167H55V165H54V162L53 161H48L47 159H50V157L52 158V160H53V158H54V160H57V157ZM61 156H62V158H61ZM83 156H84V158H83ZM152 156V157H151ZM196 156V157H195ZM6 158V160H5V158ZM66 157V158H65ZM149 157V158H148ZM174 157H178V155L177 156H174ZM202 157V156H201ZM205 157V156H204ZM206 157H208V155L206 156ZM205 157V159H206V161H207V158ZM235 157V156H234ZM251 159H254V160H251ZM56 158V159H55ZM64 158L66 159L65 161H64ZM78 158V159H77ZM83 158V159H82ZM87 158V159H86ZM88 158H89V161H87L88 160ZM151 158V159H150ZM198 158H200V156L198 157ZM198 158H196V160H198ZM212 157H208V159H211ZM231 158H233V154H232V157ZM237 158H235V159H237ZM250 159V161H249V159ZM260 158H262V159H260ZM10 159V160H9ZM11 159L13 160V162L11 161ZM74 159H75V161H74ZM79 159H80V161H79ZM82 159V160H81ZM91 159V160H90ZM147 161H146V160ZM151 161H150V160ZM177 159V158H176ZM203 157H202V160L204 161L205 160ZM235 159H232V160H235ZM238 159L235 161L236 163H238L239 161H238ZM244 159V160H243ZM62 162H61V161ZM73 160V161H72ZM77 160V161H76ZM146 162H145V161ZM201 162H203L202 160H201V158L199 159ZM199 160H198V162H199ZM228 160H231L230 158H228ZM228 160H227V162H225V163H227V164H224V165H228L230 162H228ZM4 161V162H3ZM9 163V165H11L12 167H10L9 165H8V163ZM11 161V162H10ZM60 161V162H59ZM71 161V162H70ZM82 161V162H81ZM91 161V162H90ZM152 161H154V162H152ZM191 161V160H190ZM206 161L204 162V163H206ZM238 161V162H237ZM252 161V162H251ZM256 163H255V162ZM25 162V163H24ZM70 163V167L72 166L74 169H75V166H76V168H78L77 170L75 169V173H73L74 172V169H73V172H71L70 170H71V168L70 167H67V166H69V163ZM87 162V163H86ZM122 162V166L120 167L118 164L119 163H121ZM158 162V163H157ZM200 162V163H201ZM258 162H259V165H258ZM11 163V164H10ZM53 163V164H52ZM59 163V164H58ZM65 163V164H64ZM73 163H74V166H73ZM154 163V165H152ZM213 163V162H212ZM240 163V162H239ZM253 163V164H252ZM262 163V164H261ZM5 164V165H4ZM25 164V165H24ZM52 164V165H51ZM66 166V169H68L70 172H67V171H63V170H66L64 167V165ZM76 164V165H75ZM85 164H87L86 166H84ZM163 164H165V166H163ZM7 165V166H6ZM27 165V166H26ZM48 165H49V167H48ZM51 165V166H50ZM84 166L85 168H83V167H81L80 169H79V166ZM97 165V166H96ZM121 165V164H120ZM149 165H151V166H153V167H149ZM195 165V167L196 168H198L197 166L198 165H201V167L199 166V168H198V171L197 172H195V167H193ZM223 165V167H225ZM230 165V164H229ZM256 165V166H255ZM259 167H258V166ZM2 166H3V169H2ZM5 166H6V168H5ZM26 168H24V167ZM183 166V165H182ZM262 166V167H261ZM164 167V168H163ZM185 167H182V168H184V170L186 171L187 169H189V168H185ZM8 168V169H7ZM24 168V169H23ZM46 168V169H45ZM62 168V169H61ZM144 168L146 169V170H148V171H144ZM148 168V169H147ZM166 168V169H165ZM195 168V169H194ZM253 168V167H252ZM7 169V170H6ZM11 169V170H10ZM13 169H14V171H13ZM53 169V170H52ZM4 170H6V171H4ZM10 170V171H9ZM86 170V169H85ZM84 170V171H85ZM123 170V171H122ZM171 172H170V171ZM183 170V169H182ZM183 170V171H184ZM9 171V173H10V175H7V174H9V173H7V174H5L4 172H8ZM28 171V172H27ZM57 171L60 173V175L59 174H54L53 175V173H57ZM99 171V172H98ZM184 171V172H185ZM2 172V173H1ZM26 172V173H25ZM65 172H66V174H65ZM81 172H82V170H81ZM142 172H145V173H147V175L145 176V177H143V176H141V175H143V173ZM25 173V174H24ZM47 173V174H46ZM69 173H71V180L72 181H70V176H68L69 175ZM142 173V174H141ZM185 173H188V172H185ZM192 173V174H193ZM15 176H14V175ZM35 174H36V172H35ZM42 174L43 175V177L44 178H42L40 175ZM49 174V175H48ZM73 174V175H72ZM190 174V173H189ZM204 175V178H206V179H203V180H201L200 179V176L201 175ZM4 175V176H3ZM26 175V176H25ZM28 175H29V177H28ZM45 175H47V176H45ZM54 176V177H52V176ZM191 175V174H190ZM189 175V176H190ZM203 175L201 176V178H203ZM3 176V177H2ZM10 176V178H7V177H9ZM12 176H13V178L14 179H11L12 178ZM25 176V177H24ZM34 177L33 179H32V177ZM40 176V177H39ZM51 176V178H46V177H50ZM60 176H62L61 177V179H59L58 181H62V178L63 179H65L66 180V178H65V176L67 177V178H69V179H67V181H69V184L70 183H72V184H70L72 187H76V189H74V188H72V187H70V185L68 186V183H66L65 182V180L63 181V183H61L59 186L61 187V188H59V187H57V188H54V186H56V185H54V182H55V180H56V182H57V177H60ZM73 176V177H72ZM188 176V177H189ZM238 177H240L241 178V176H239V175H237ZM4 177H5V180H7L8 181V183H10V180H11V184H8L7 183V185L9 186L10 185V188H8V186L6 185V183H5V180H4ZM26 177H28V178H26ZM96 177V178H95ZM141 177H143V178H141ZM191 177H192V175H191ZM38 179V180H36V179ZM79 178V177H78ZM199 178V179H198ZM1 179H3V180H1ZM27 180V181H25V180ZM35 179V181H38L36 184H38V187L37 186H35V188H32V187H34L33 186V184H35V182L34 181H32V180H34ZM45 180L46 181V179L48 180L47 182H46V184H45V182L43 181V180ZM141 179V180H140ZM238 179V178H237ZM14 180H15V183H14ZM51 180V182L53 183H49V181ZM135 180V181H134ZM86 181V180H85ZM85 181H84V183H85ZM193 181V182H192ZM2 182H3V184H2ZM27 182V183H26ZM34 182V183H33ZM44 182V183H43ZM55 182V183H56ZM87 182V181H86ZM15 185H14V184ZM31 183V184H30ZM40 183H43V185L42 184H40ZM58 183V182H57ZM56 183V184H57ZM100 183V184H99ZM162 183H164L165 185H163ZM206 183V182H205ZM245 183V182H244ZM5 184V185H4ZM13 184V186H11ZM35 184V185H36ZM64 184V185H63ZM135 184V185H134ZM138 184V185H137ZM240 184H241V181H240ZM28 185V186H27ZM54 185V186H53ZM243 185V184H242ZM238 185V187L236 188V189H238L239 187V192H241L242 194L243 193H246V194H243V195H249L250 194V192L249 191H252V190H249V188L246 186V185ZM3 186H5V187H3ZM16 186V187H15ZM24 186V187H23ZM32 186V187H31ZM67 186V187H66ZM82 186H85V187H82ZM156 186H158L157 187V189H156ZM161 186V187H160ZM196 186V187H195ZM244 186L245 187H247L248 188V191L247 190H245V192H243V189H244ZM12 187V188H11ZM40 187V188H39ZM43 187H45V189L43 188ZM48 187V188H47ZM50 187V188H49ZM64 187V188H63ZM65 187H66V189H65ZM104 187V188H103ZM6 188V189H5ZM15 188V189H14ZM20 188V187H19ZM42 188H43V191H42ZM68 188V189H67ZM70 188V189H69ZM164 188V189H163ZM13 191H12V190ZM49 191H48V190ZM54 190L55 189V191L54 192H52L51 190ZM56 189H57V191L60 189L61 191H58V192H56ZM63 189V190H62ZM87 189V188H86ZM188 189V190H187ZM195 189V190H194ZM240 189H242V190H240ZM246 189V188H245ZM10 190V191H9ZM18 190V191H17ZM81 190V191H80ZM117 190V191H116ZM155 190V191H154ZM185 190H186V192H185ZM190 190V191H189ZM238 190H235V191H238ZM2 191V192H1ZM4 191H5V194H4ZM8 191L10 192V193H8ZM29 191V192H28ZM31 191V192H30ZM34 191V192H33ZM40 191V192H39ZM65 191H66V193H65ZM72 191V192H71ZM79 191H80V193H79ZM115 191V192H114ZM119 191V192H118ZM50 192V193H49ZM56 192V193H55ZM68 192H69V194H68ZM122 196H119V194ZM154 192H156V195H157V198H156V202H154V201H152L151 199L154 197V196H152L153 195V193ZM189 192V193H188ZM248 192H249V194H248ZM32 193V194H31ZM73 193V194H72ZM76 193H79V194H76ZM115 193V194H114ZM123 193V194H122ZM253 193H254V191H253ZM38 194V195H37ZM54 194V196H52ZM65 194V195H64ZM109 194V195H108ZM117 194V195H116ZM125 194V195H124ZM212 194V195H211ZM9 196V200L7 199V197ZM47 195V196H46ZM70 196V198L68 197V196ZM72 195V196H71ZM127 195V196H126ZM128 195H129V197H128ZM214 195V196H213ZM252 195V194H251ZM250 195V196H251ZM14 196L15 197H17V198H15L14 199ZM41 196V197H42ZM52 196V197H51ZM66 196V197H65ZM77 197V199L75 198V197ZM116 196V197H115ZM152 196V197H151ZM31 197V198H32ZM64 197V198H63ZM73 197H74V199H73ZM118 197V198H117ZM121 199H123V200H121ZM33 198H32V200H33ZM43 198V199H44ZM50 198H54L55 199V201L54 200H52V199H50ZM59 198V199H58ZM109 200H108V199ZM129 198H130V200H129ZM30 199V198H29ZM35 199V198H34ZM71 201V203H69V204H71L70 206L68 205V201ZM126 199V200H125ZM148 199H150L149 201H148ZM11 200H12V203H11ZM31 200V202H30V204L33 202ZM108 200V201H107ZM119 200H121V202L123 201L124 203H121V202H119ZM129 200V201H128ZM14 201V202H13ZM58 201V202H57ZM60 201H61V203H60ZM66 201H67V203H66ZM197 201V202H196ZM36 201L34 200V203H35ZM52 202H53V205H52ZM55 202V203H54ZM65 202V203H64ZM257 202V201H256ZM34 203L32 204V207H33V205H34ZM175 203H177V205H175ZM259 203H261V202H259ZM258 202H257V205L259 204ZM65 204H67V205H65ZM181 204H183L182 205V208H181ZM198 204V205H197ZM1 205H2V203H1ZM1 205H0V212H1ZM12 205V206H11ZM36 205V204H35ZM43 205V204H42ZM92 205V204H91ZM91 205H89V206H91ZM10 206H11V209H10ZM61 206V207H60ZM89 206H87L85 209H86V211H88V213H86V211L84 210H82V212H84V213H80V215L83 217V219H84V217H85V215L87 216V214H88V216H87V218L85 217V220L86 219H89V217H90V213H92L96 208V205L94 206V205H92V206H94V208L93 207H89ZM111 206H112V208H111ZM175 206H176V208H175ZM185 206V207H184ZM259 206H261V207H263L261 204L259 205ZM31 207V206H30ZM32 207L31 208H28L29 210L30 209H32ZM65 209H64V208ZM68 207V208H67ZM98 207V206H97ZM174 207V208H173ZM184 207V208H183ZM40 208H43V209H45L46 208V210H43V209H40ZM49 208H52V209H49ZM91 209V212H89L90 211V209ZM92 208H93V210H92ZM48 209V210H47ZM98 209H101V206L99 205V207L96 209V211H98ZM103 209V208H102ZM177 209H179V212H177ZM183 209V210H182ZM113 210V211H112ZM231 210L233 211L234 209L233 208H231ZM259 210H261L262 212H263V210L262 209H260L259 208ZM47 211V212H46ZM96 211H94V212H96ZM101 210H99L98 211V213L100 212ZM151 211V212H150ZM9 212H6V216H5V218L7 217V219H6V225L7 226H9L10 228H12L13 227V230L11 229V231H12V233H11V235L9 236V240L11 241V239H10V237L12 238V236H14V234H16L17 235V237H16V240L18 239V243L19 242H21V244L19 243L18 244V246L17 247H20L19 249H20V251L21 252H19V250H16L17 249V247H16V249L13 251L12 250V248H11V246L9 245V241L8 242H6V244H8V245H4L3 246V248L5 249H2L1 250V253H0V264H2L5 260V264L7 263V264H14L15 263V261H16V259H17V257H19V253L22 255V253H24L25 252V250L27 249V246H28V242H26V238H27V240H28V234L30 233L31 234V232L28 230V228H29V226H30V223H29V221H25L24 222V225L23 226H21V225H19L21 222H20V220H18V218L17 217H15V215H13L12 217H8V216H10V215H8L9 214ZM32 211H30L29 212V214L27 215V217H26V220H27V218L29 219L31 216L32 217H34L33 215H31L32 213H31ZM49 212V213H48ZM92 213V214H94V216H95V213ZM113 212V213H112ZM154 212H157V216L159 217V223H160V225H161V227L164 229V231L162 232L163 234L161 235V237L159 238H154L153 236H151L152 234H151V231H148V233L145 231V228L143 229V227H144V224H145V222H146V220L145 219H142V218H144V217H146V218H150L149 216H151V214H153ZM170 212V213H169ZM48 213V214H47ZM65 215H64V214ZM98 213H96V215H97V217H98ZM184 212H182V214H183ZM63 214V215H62ZM90 214V215H89ZM116 216H115V215ZM118 214V215H117ZM143 214L145 215L144 217H143ZM150 214V215H149ZM194 214V215H193ZM197 214V215H196ZM8 215V216H7ZM47 215V216H46ZM52 215V216H51ZM80 215H77V217H78V219L79 220H82L81 218H79V217H81ZM113 215V216H112ZM196 215V216H195ZM61 217V219L63 220V222H62V220H60V217ZM94 216H92V220H94L93 219V217ZM142 217V218H140V217ZM198 216H200V215H198ZM244 216V215H243ZM14 217V219L15 218H17L15 221H14V219H12ZM49 217H50V219H49ZM54 217V218H53ZM96 217V216H95ZM172 218V220H171V218ZM241 217H242V215H241ZM245 217V216H244ZM244 217L242 218V219H244ZM4 218V219H5ZM36 218V217H35ZM45 218V219H44ZM91 218V217H90ZM108 218H109V216H108ZM199 218V217H198ZM11 219L13 220V221H11ZM32 219V218H31ZM47 219H48V222H47ZM77 219V218H76ZM76 220L77 222H79V223H77L76 225H79L80 224V222H82V221H84V220H82V221H79V220ZM97 219V218H96ZM30 220V219H29ZM43 220H45V222L46 223H44V221ZM92 220H88V222H89V225H88V229L91 227H93V229L95 228V225L94 224H97V223H95L96 222V220L95 221H92ZM98 220V219H97ZM145 220V221H144ZM33 219H32V223H31V225H33V224H35V222L33 223ZM65 221V222H64ZM92 221V222H91ZM100 221L101 220H98L97 222H99L100 223ZM118 221V222H117ZM28 222V223H27ZM84 222H86V221H84ZM84 222H82L83 224H84V226L86 225ZM94 222V223H93ZM11 223V224H10ZM16 224V226L14 225V224ZM18 223V224H17ZM58 223H60V224H58ZM62 223V224H61ZM67 223V222H66ZM76 223V222H75ZM90 223H93V225L94 226H92V224H90ZM98 223V224H99ZM2 223H1V220H0V225H1ZM10 225H12V227L10 226ZM15 226V227H14ZM39 226H41V227H39ZM60 227V230H59V227ZM83 226V227H84ZM143 226V227H142ZM171 226V227H170ZM20 227H22V228H20ZM82 227V230L79 232L80 233V235H82L83 233H82V231L83 232H86L85 230L86 229H84ZM121 227V228H120ZM17 228V229H16ZM18 228H19V230H18ZM62 228H64V229H62ZM67 230H66V229ZM85 228H86V226H85ZM122 229V230H121ZM18 230V231H17ZM26 230H28V232L29 233H27L26 234ZM63 230V231H62ZM41 231V232H40ZM52 231H53V233H58L56 236H53L52 235ZM61 231V232H60ZM93 231V230H92ZM121 231H122V233H121ZM124 231H125V233H124ZM9 232H10V230H9ZM71 232V231H70ZM21 233V234H20ZM55 233V234H56ZM150 233V234H149ZM10 234V233H9ZM19 234V235H18ZM29 234V235H30ZM48 234V235H47ZM67 234H68V232H67ZM127 234V235H126ZM61 235H63V234H61ZM60 235V237H63V236H65V233H64V235L63 236H61ZM105 236L103 239V241H102V236ZM58 236V237H57ZM78 236V235H77ZM86 236V233L85 234H83V236H82V238H84ZM98 236H101V237H98ZM1 237H3V236H1ZM52 237H53V239H54V237H55V239L53 240L52 239ZM57 237V238H56ZM92 237V238H93ZM121 236H120V238H122ZM86 238V237H85ZM85 238H84V240H85ZM98 238V239H97ZM99 238H101V240H99ZM105 238H107V240L105 239ZM122 238V239H123ZM46 241H45V240ZM47 240H48V242H47ZM58 240V239H57ZM70 240V239H69ZM91 240V239H90ZM106 240V241H105ZM1 242L2 241H4V239L2 238L1 240H0ZM158 241V242H157ZM160 241H161V243H160ZM24 242H26V243H24ZM70 242V244L72 243L71 241H69ZM102 242V243H101ZM82 243V242H81ZM100 243H101V245H100ZM131 243V244H130ZM158 243H159V245H158ZM2 244V243H1ZM27 244V245H26ZM51 244H53V245H51ZM97 244H99V245H97ZM105 246H104V245ZM145 244V245H144ZM48 245V246H47ZM68 245H69V247H70V249H71V252H70V249H69V251H65L64 252V250L63 249H67V247H68ZM85 245V246H84ZM1 246V245H0ZM8 246V247H7ZM44 246V245H43ZM95 246H99V248H100V250H98V249H96L97 247H95ZM111 246H113L112 248H111ZM134 246V247H135ZM47 247V248H46ZM65 247V248H64ZM72 247V248H71ZM85 247V248H84ZM95 247V248H94ZM152 247V248H151ZM103 248H106V249H108V250H106V249H103ZM9 249V250H8ZM22 249V250H21ZM48 251H47V250ZM51 249V250H50ZM61 249V248H60ZM67 249V250H68ZM95 249V250H94ZM104 251H103V250ZM113 249H115V250H113ZM98 250V254H96V251ZM106 250V251H105ZM118 250H119V252H118ZM155 250V251H154ZM2 251H3V253H2ZM13 251V252H12ZM17 251H18V254H17ZM51 251H53L52 252V254L50 253ZM74 251H76V252H74ZM9 252H10V255H9ZM46 252V253H45ZM66 252H67V254H66ZM112 252V253H111ZM113 252H114V256H112L113 255ZM13 253V254H12ZM49 253V254H48ZM69 253L72 255H69ZM92 253V252H91ZM121 253V254H120ZM48 254V255H47ZM63 254H64V256H63ZM84 256H83V255ZM105 254V255H104ZM6 255V256H5ZM17 255V256H16ZM45 255V256H44ZM55 255H57V254H55ZM68 257H67V256ZM98 255V257H96ZM9 256V257H8ZM47 256L49 257V259L47 258ZM62 256V259L60 258ZM12 257V258H11ZM16 257V258H15ZM66 258V261L64 260L65 258ZM69 257H72V258H69ZM80 257H81V259H80ZM3 258V259H2ZM48 260H47V259ZM69 258V259H68ZM75 258H76V260H75ZM97 258H98V260H97ZM107 258V259H106ZM15 259V260H14ZM77 259H78V261H77ZM85 259V260H84ZM110 259H112L113 261H111ZM7 260H8V262H7ZM68 260V261H67ZM72 261V262H69V261ZM75 260V261H74ZM101 260V261H100ZM10 261H11V263H10ZM64 261V262H63ZM74 261V262H73ZM49 262H47V264L49 263ZM3 263V264H4ZM124 263V262H123ZM40 264H42V263H40ZM59 264V263H58Z\"/></svg>",
    "mask_w": 264,
    "mask_h": 264
},
{
    "label": "bare ground",
    "instance_id": "2",
    "mask_svg": "<svg viewBox=\"0 0 264 264\" xmlns=\"http://www.w3.org/2000/svg\"><path fill=\"white\" fill-rule=\"evenodd\" d=\"M20 1V0H19ZM23 2H19L18 3V5H20L21 6V4L23 3L24 4V7H23V4H22V6L21 7H23V8H21L20 6H19V10L21 11L22 9L23 10H27V8H26V6L25 5H27V4H25L27 1L26 0H22ZM24 1H26L25 3H24ZM31 3H34V9L32 8L31 9V11H33L31 14L32 15H29L28 13H23V11H22V13L20 12L19 14L21 15H23V17L25 18L24 20L25 21H28L29 22V20H26V19H30V20H32V22H34V24H32V22H31V24L32 25H37L38 27H40V28H38V31H37V29H36V27H35V32L37 31V33L39 34V31H40V33L41 34H43L44 33V35H46V30L45 31H43V29L44 28H46L47 26H48V24L49 25H53V28H54V24L53 23H55L56 24V26H58L57 27V34L59 35V39H60V37L62 36V41H61V39H60V42H61V46H63V44L65 45V48H69L68 50H69V52H67L66 50L67 49H65L64 51L65 52H67L68 54L70 53V55L73 57V55H74V52L73 51H75V36L76 35H74L75 33H74V31H73V29H72V27H71V22L69 23V19H68V16H69V14L67 15V13L65 12V11H58L55 7V9L58 11H56L55 12V9H54V11H53V9H51V5L50 4H47L46 3V0H29ZM56 1V0H55ZM65 1H67V0H65ZM69 2H70V4H72V6L74 7V9H75V12H76V15H78V18L77 19H79V21H81L83 24H84V26L83 27H85L84 29H83V31H82V33L80 34L78 31H77V34L79 33V36L81 37H86V36H90V37H92V38H94V39H96V41L103 47V49H104V55L105 56H107L106 58H108L110 61V64L111 65H113L112 66V68L114 67L115 69H113L114 70V72H116L117 74H118V76H120V79H119V77H117L115 80H116V82H117V79H119V81H118V85H117V88H118V90H117V93H120V98L121 99H123V103H125L126 105H124V106H126V108H127V106H129V103H130V99H131V93L132 92H130L131 90V86H130V83L128 82V81H126V80H123V79H121L122 78V76L123 75H126V73L125 74H123V69H125L124 68V64H125V62H124V64H123V61H125V60H121V55H120V53H119V49H120V46H119V43H117L116 41H118V40H116L115 41V39H114V34H113V32H112V29H110L111 27H108V25H107V23L109 22H107V20H106V16L105 15H107V14H104L103 12H102V9L100 8V5L99 4H102V3H100V0H68ZM106 1V0H105ZM210 1V0H209ZM209 1H207V2H204V4L202 3V7H201V9L203 8V12H206V10L208 9V8H210V6H208L209 4L211 5V3L209 2ZM16 2H17V0H16ZM69 2H67L68 4H69ZM103 2V1H102ZM217 2V1H216ZM219 2L220 1H218V3H216V4H219ZM9 3H11V2H9ZM21 3V4H20ZM31 3H30V5H31ZM54 3V2H53ZM60 4H61V2H59ZM58 3V4H59ZM221 3V2H220ZM253 3H254V0H253ZM252 3V4H253ZM7 4V3H6ZM60 4H59V7H60ZM62 4H64L63 3V1H62ZM107 4V3H106ZM214 5H215V1H214V3H213ZM252 4H250L251 5V7L249 8V10L248 11H244L245 13H244V16H243V18L240 20V18H236L235 20H233L231 23H227V25H229V24H231V25H236L237 26V29L236 30H234V27H233V31L231 32V33H233L234 34V37H233V35H232V37L235 39V37H239L240 36V40H243L242 39V37H243V35L244 34H239V33H242V31H245V30H247L248 31V34L245 32V34L247 35L246 37H248V39H246V40H244V41H240L238 38H236V39H238L239 40V43H241L242 42V47H241V45L238 43V41H237V43H234L235 44V47L236 48H238L237 46H240L238 49L240 50V48H242L241 50L242 51H240V52H242V53H240L237 49V52H233V50L235 51V49H232L231 47H233V46H231V47H229L228 46V49L229 50H225L227 47H220L221 49L223 48H225L224 50L225 51H227V52H223L224 54H222V55H225V53H226V55L227 54H231L232 53V55H233V58H232V55H227V56H229V57H231L230 58V61H232L233 60V62L231 63V65H233V63L234 62H237L238 64H243L244 62H246V60H247V65H246V63L244 64V65H242V67H243V69H244V67H246V66H248V64H249V66L250 67H246V69H244V70H242L243 72H244V74L242 73V72H239L240 70H241V65H238L237 66V63H235L236 64V66L237 67H240V68H237V69H240L238 72L239 73H242L241 74V76L243 75V78L242 79H244V80H242V79H238L239 81L241 80V82L243 81V83H244V81L245 80H247V81H245V82H247V84H249V86H248V88H250L251 87V94L252 95H255L256 97H254V99L255 100H257L258 101V104H260V106L262 105L263 106V108L261 107V110L263 109L264 110V59H258V60H254L255 62V64H257V65H254V63H252L251 62V58H247L246 59V57L248 56L249 57V55H250V47H249V49H248V51H247V48L248 47H246L245 45L246 44H248V45H250V44H252L253 42L252 41H254L255 40V38L259 41L260 40V38H261V40H262V42H263V37H264V0H255V3H254V5L252 6ZM13 5H15V4H13ZM12 5V6H13ZM18 5H17V7H18ZM29 5V4H28ZM33 5V4H32ZM65 5V4H64ZM67 5V4H66ZM153 5V4H152ZM213 5V6H214ZM224 5H226V4H224ZM63 6V5H62ZM159 6V5H158ZM6 7V6H5ZM30 7V6H29ZM28 7V8H29ZM68 7V6H67ZM216 7H218V5L216 6ZM215 7V8H216ZM225 7V6H224ZM16 8V7H15ZM26 8V9H25ZM31 8V7H30ZM63 7H60V9H62ZM214 8V9H215ZM222 9H223V7H221ZM211 9H212V7H211ZM221 9V10H222ZM157 10H159V9H157ZM210 10V9H209ZM11 11V10H10ZM28 11H30V9H28ZM30 11V12H31ZM150 11V10H149ZM201 11V10H200ZM211 11V10H210ZM209 11V12H210ZM219 11V10H218ZM223 11V10H222ZM64 12L66 13V15L64 14ZM154 12V11H153ZM202 12V11H201ZM202 12V13H203ZM208 12V11H207ZM69 13V12H68ZM26 14H28V15H26ZM204 14V13H203ZM243 14V13H242ZM5 15V14H4ZM22 15L20 16L21 18H22ZM108 16V15H107ZM208 16V15H207ZM242 16V15H241ZM1 17V16H0ZM6 17V16H5ZM18 17V16H17ZM110 18V17H109ZM21 20V19H20ZM22 20H23V18H22ZM72 19H70V21H71ZM110 20V19H109ZM0 21H1V19H0ZM11 21V20H10ZM77 21V20H76ZM78 21V22H79ZM4 22V21H3ZM21 22V21H20ZM23 22V21H22ZM21 22V23H22ZM15 23V22H14ZM24 23V22H23ZM11 24V23H10ZM9 24V25H10ZM30 24V23H29ZM29 24H28V28H29ZM31 24H30V28L32 27L31 26ZM71 24V25H70ZM74 24V23H73ZM46 26V27H45ZM59 26H60V28L62 29L61 31L62 32H60V30H59V33H58V29H60L59 28ZM81 26V25H80ZM43 27V28H42ZM50 28H51V26H49ZM82 27V28H83ZM232 27V26H231ZM33 28V27H32ZM49 28V29H50ZM187 28V27H186ZM228 28H229V26H228ZM243 28H245L244 30H243ZM17 29H19V28H17ZM40 29V30H39ZM49 29H47V30H49ZM11 30H12V28H11ZM13 30H14V27H13ZM34 30V29H33ZM33 30H31V31H33ZM51 30V29H50ZM54 30V32H55V28L53 29ZM30 31V30H29ZM41 31H43V33L41 32ZM113 31H115V30H113ZM9 32V31H8ZM7 32V33H8ZM48 32V31H47ZM81 32V31H80ZM230 32V31H229ZM12 33V32H11ZM28 33V32H27ZM32 33H34V31L32 32ZM115 33H117V32H115ZM29 34V33H28ZM35 35H36V33H34ZM41 34H40V38H41ZM48 34H51V33H47V35ZM60 34H62L61 36H60ZM225 34V33H224ZM4 35V34H3ZM31 35V34H30ZM44 35H42V36H44ZM221 35V34H220ZM235 35H239V36H235ZM242 35V36H241ZM249 35V36H248ZM8 36V35H7ZM11 36H12V34H11ZM78 36V35H77ZM76 36V37H77ZM119 36V35H118ZM229 36H230V34H229ZM9 37V36H8ZM45 37H47V36H44V38L42 37V39L40 40V38H38L39 39V41H43L44 39H45ZM49 37V36H48ZM50 37H51V35H50ZM49 37V38H50ZM231 37V36H230ZM231 37V38H232ZM10 38V37H9ZM26 38V37H25ZM116 38V37H115ZM222 38V37H221ZM224 38V37H223ZM230 38V39H231ZM250 38V39H249ZM251 38L252 39H254V40H252L251 41ZM3 38H1V40H2ZM51 39H52V37H51ZM51 39H49V40H45L46 42H44V43H46V44H49L48 46H46V44H44V46H46V49H47V47H49V46H52V45H50L51 43H50V40ZM85 39V38H84ZM217 39V38H216ZM227 40L229 39V37L228 38H226ZM225 39V40H226ZM245 39V38H244ZM0 40V41H1ZM8 40V39H7ZM33 40V39H32ZM31 40V41H32ZM93 40V39H92ZM122 40V39H121ZM222 40V39H221ZM221 41V42H219V43H221V44H223L222 42H231L230 40L229 41ZM231 40H233V39H231ZM247 40H248V42H247ZM261 40H260V42H259V44H258V42H257V44L259 45V50H260V52H261V55H264V48L263 47H260V44H261ZM29 41V40H28ZM53 41V40H52ZM235 41V42H236ZM251 41V42H250ZM82 42V41H81ZM119 42V41H118ZM244 42H246V44L244 43ZM254 42H256V40L254 41ZM26 43V42H25ZM28 43V42H27ZM30 44H31V42H29ZM38 43V42H37ZM97 43V44H98ZM121 43L122 42H120V45H121ZM244 43V44H243ZM0 44H2V43H0ZM13 44V43H12ZM42 44V43H41ZM54 44V43H53ZM98 44V45H99ZM124 44V43H123ZM237 44V45H236ZM256 43H254V45H255ZM257 44H256V46H255V48H257L258 46H257ZM27 45V44H26ZM29 45V44H28ZM247 45V46H248ZM253 45V44H252ZM254 45L253 46H251L252 47V49H253V47H254ZM262 45H264V43L262 44ZM22 46V45H21ZM55 46V45H54ZM100 46V47H101ZM122 46V45H121ZM211 46V45H210ZM216 46V45H215ZM245 46V47H244ZM29 47V46H28ZM34 48H35V46H33ZM38 47V46H37ZM45 48V47H44ZM51 48H53V47H51ZM63 48V47H62ZM122 48V47H121ZM130 48V47H129ZM219 48V50H218V52L220 51V54L222 53L221 52V49ZM234 48V47H233ZM246 48V49H245ZM45 49V50H46ZM64 49V48H63ZM102 49V50H103ZM222 49V50H223ZM244 49V50H243ZM44 49H43V52L45 51ZM48 50V49H47ZM255 50V49H254ZM258 50V51H259ZM4 51V50H3ZM42 51V50H41ZM48 51H51V49L49 48V50ZM48 51H46V54H48L49 52ZM60 51V50H59ZM77 51V50H76ZM121 51H122V49H121ZM120 51V52H121ZM213 51V50H212ZM215 51V50H214ZM230 51V52H229ZM249 53V54H245V55H247V56H242L241 54H243V53ZM253 51V50H252ZM17 52V51H16ZM20 52V51H19ZM28 52V51H27ZM42 52V53H43ZM48 52V53H47ZM65 52H63V53H65ZM218 52H216L215 51V53H217V55H219V53ZM54 53V52H53ZM122 53V52H121ZM253 53V52H252ZM251 53V55H253ZM2 54V53H1ZM31 54H32V52H31ZM37 54V53H36ZM51 54H52V52H51ZM68 54H65V55H67V56H65L64 55V60H66L67 61V63H69L68 65L66 64V61H64L62 58L63 57H61V56H59V57H61V59L64 61H61V63L63 64V65H61V66H65V64H66V66L67 67H64V70L66 69V73H68L69 71H71V69H72V66L70 67L69 65H71V64H73V60L71 61V57H68L69 55ZM75 54H77V52H75ZM211 54V53H210ZM12 55V54H11ZM38 55H41V52L40 53H38ZM37 55V56H38ZM43 55V54H42ZM48 55H50V54H48ZM55 55V54H54ZM215 55V54H214ZM213 55V56H214ZM217 55H215V56H217ZM221 55V57L220 56H218L217 58H216V60L215 61H213L212 60V62L214 63H209V61L208 62H203L202 64H201V62H200V64H201V66L202 67H207L208 68V70H209V68L211 69V70H209L208 72H206L205 73V71H206V69H204V70H199L198 68V70H195V72L194 71H192V72H194V74L192 75V76H190V79L191 80H189V82L187 83V88L188 89H191V88H195V87H198V86H200V87H203V88H201V89H199L198 88V91H203L202 92V97H201V99L202 98H204V96H205V98L207 97V96H210V95H212V94H210V92L212 93L213 91V89H216V88H213V89H211V86L213 87V85H214V83L216 84L217 82H218V80L221 78V77H223V79L226 77V75L224 74L223 75V73H224V71H223V68L222 67H225V65L224 64H226V62H227V64L229 63L228 62V59H229V57H227L226 55V57L228 58V59H224L225 58V56H224V58H223V56ZM251 55H250V57H251ZM257 55V54H256ZM259 55H260V53H259ZM30 56V55H29ZM36 55H35V57H34V60H35V58L37 57ZM122 56H123V54H122ZM212 56V57H213ZM242 56V57H241ZM25 57H26V55H25ZM40 58H38V59H41V57H43L44 59L46 58L44 55L43 56H39ZM48 57V56H47ZM55 57V56H54ZM58 57V55H57V59L59 58ZM67 59H66V58ZM76 57V56H75ZM78 57V56H77ZM243 57H245L244 59H245V61L243 60ZM27 58H28V56H27ZM43 58L40 60V61H42L43 60ZM71 58V59H70ZM209 58H210V56H209ZM208 58V59H209ZM222 58V59H221ZM22 59V58H21ZM24 59H26V58H24ZM60 59V58H59ZM68 59H70V61H71V63H70V61L68 60ZM79 59V58H78ZM107 59V60H108ZM252 59H254V58H252ZM28 60H29V58H28ZM37 60V59H36ZM35 60V61H36ZM10 61V60H9ZM21 61V60H20ZM24 61V60H23ZM27 61V60H26ZM33 61V60H32ZM40 61H38V63H40ZM44 61V60H43ZM43 61H42V63H43ZM51 61V60H50ZM52 61H54V60H52ZM57 61V63H59L58 62V60H55V62ZM69 61V62H68ZM75 61H76V59H75ZM79 61V60H78ZM203 61V60H202ZM253 61V60H252ZM4 62V61H3ZM2 62V63H3ZM54 62V63H55ZM81 62V61H80ZM127 62V61H126ZM129 62V61H128ZM250 62V63H249ZM51 63V62H50ZM56 63V64H57ZM65 63V64H64ZM79 63V62H78ZM251 63H252V66H251ZM23 64V63H22ZM30 64H31V62H30ZM52 64V63H51ZM50 64V65H51ZM75 64L77 65V61L75 62ZM81 64H82V62H81ZM213 64V65H212ZM4 66H5V64H3ZM24 65H25V63H24ZM23 65V66H24ZM41 65V64H40ZM43 66L45 65V64H42ZM53 65V64H52ZM55 65V64H54ZM83 65V70L84 69H86V72L89 70L88 69V66L86 65V63H83L82 64ZM82 65H78V67H79V71L81 70L82 71V69H80L81 68V66ZM210 65H212V68L210 67ZM246 65V66H245ZM14 65H12V67H13ZM30 66V65H29ZM29 66H28V68H29ZM32 66V65H31ZM34 66H36V65H34ZM60 66V65H59ZM122 66H123V68H122ZM127 66V68L129 67L128 65H126L125 64V67ZM22 67V66H21ZM55 67H57V66H54V68ZM2 68H3V66H2ZM7 68V67H6ZM23 68V67H22ZM22 68H20V69H22ZM25 68V67H24ZM45 68H47V67H45ZM44 68V69H45ZM60 68V67H59ZM63 68V67H62ZM67 68H71V69H67ZM214 68V69H213ZM12 69V68H11ZM38 69V68H37ZM41 69V68H40ZM39 69V70H40ZM43 69V70H44ZM53 69V68H52ZM88 69V70H87ZM225 69V68H224ZM236 69V70H237ZM5 70V69H4ZM23 70V69H22ZM29 70V69H28ZM42 70V71H43ZM49 70V69H48ZM47 70V71H48ZM60 70V69H59ZM116 70V71H115ZM129 70V69H128ZM1 71H3V70H1ZM32 71V70H31ZM35 71V70H34ZM46 71V72H47ZM57 71H58V69H57ZM74 71V69L71 71V72H69L70 73V75L72 74H74V73H72ZM77 70H75L74 72H76ZM79 71L77 72V73H79ZM80 71V72H81ZM127 71V70H126ZM203 71H204V73H203ZM7 72V71H6ZM11 72V71H10ZM36 72V71H35ZM44 72V71H43ZM84 72H85V70H84ZM238 72H236V73H238ZM12 73V72H11ZM21 73H23V75H24V71L23 72H21ZM37 73H38V71H37ZM55 73V72H54ZM64 73V72H63ZM63 73L61 74L60 72H59V76H61V75H63ZM66 73H64V74H66ZM77 73H75V74H77ZM115 73V74H116ZM229 73V72H228ZM227 73V74H228ZM236 73H234L233 74V76L236 74ZM239 73H238V75H239ZM5 74V72L3 73V74H1V72H0V90L1 91H3V94L1 93L0 94V105H6V106H9L10 107V109L11 110H14L13 112H17V110L16 109H12L13 107L15 108V106L14 105H16L18 102H17V100H16V97H14V98H12L11 96H15L14 94H9V93H13L12 92V90H13V84H12V90H11V92L9 91L10 89L7 87V85H6V83H4L5 81L2 79V75H4ZM9 74V73H8ZM13 74V73H12ZM15 74V73H14ZM26 74H27V72H26ZM34 74V73H33ZM44 74V73H43ZM56 74H58L57 72H56ZM86 74V73H85ZM90 74V73H89ZM88 74V75H89ZM114 74V73H113ZM117 74H116V76H117ZM123 74V75H122ZM198 74H200V75H205V77H207V82H208V84H207V82H206V80H205V82L203 83V85L201 86V84H202V82L200 81V79L198 78ZM222 74V75H221ZM231 74V73H230ZM36 75V74H35ZM39 75H40V73H39ZM48 75V74H47ZM52 75V74H51ZM55 75V74H54ZM69 75V76H70ZM72 75H71V77H72ZM122 75V76H121ZM187 75V74H186ZM199 75V77L200 78H202V80H204L203 78V76L201 77ZM220 75H221V77H220ZM12 76V75H11ZM41 76V75H40ZM63 76H65V75H63ZM67 76V75H66ZM74 76V75H73ZM78 76V75H77ZM76 76V77H77ZM225 76V77H224ZM230 76V75H229ZM236 76V75H235ZM240 75H239V77H241ZM8 77V76H7ZM6 77V78H7ZM34 77V76H33ZM33 77H31L32 79H33ZM36 77V76H35ZM42 77H43V75H42ZM50 77H52V76H50ZM54 77V76H53ZM52 77V78H53ZM55 77H57V75L55 76ZM88 77H90L91 78V76L89 75ZM127 77V76H126ZM125 77V78H126ZM238 77V76H237ZM237 77H234L236 80H237ZM5 78V77H4ZM9 78V77H8ZM23 78V77H22ZM29 78H30V76H29ZM30 78V79H31ZM38 78H40V77H38ZM49 78V77H48ZM73 78V77H72ZM75 78V77H74ZM73 78V79H74ZM79 78V77H78ZM81 78V77H80ZM80 78L77 80V83H78V81L80 80ZM84 78H85V76H84ZM131 78V77H130ZM184 78V77H183ZM227 78V77H226ZM226 78L224 79V80H226ZM233 78V79H234ZM24 79H25V77H24ZM28 79V78H27ZM57 79V78H56ZM60 79H63V82L65 81V82H67L66 80H69V79H66V80H64L65 79V77H63V78H60ZM82 80H83V77L81 78ZM195 79H199V81H200V85H198L199 84V82H198V84H197V80L195 81ZM206 79V78H205ZM223 79H220L219 80V82H221V80H223ZM229 79V77L227 78V80L226 81H228V82H226V83H230V81L228 80ZM13 81L15 80V79H12ZM37 80V79H36ZM44 81L46 80V79H43ZM49 80V79H48ZM47 80V81H48ZM59 80V79H58ZM58 80H56V81H58ZM70 80L72 81V79L70 78ZM76 80V79H75ZM75 80H73L72 82H74ZM86 80V79H85ZM87 80H89V79H87ZM115 80H114V82H115ZM193 80V81H192ZM223 80V81H224ZM231 80V79H230ZM21 81V80H20ZM19 81V82H20ZM23 81V80H22ZM27 80H25V82H26ZM34 81V80H33ZM38 81V80H37ZM51 81H52V79H51ZM190 81H192V82H194L195 81V83L198 85H194L193 86V84H192V82H190ZM210 81H214V83H210ZM217 81V82H216ZM25 82H22V83H24V85H26L25 84ZM42 82V81H41ZM46 82V81H45ZM52 82H54V81H52ZM61 82V81H60ZM82 82H84V81H82ZM88 83V81H85V83ZM89 82H90V80H89ZM15 83V82H14ZM27 83V82H26ZM36 83V82H35ZM40 83V82H39ZM57 83V82H56ZM79 83H80V81H79ZM78 83V84H79ZM221 83H223V85H224V82H221ZM220 83V84H221ZM231 83H232V81H231ZM230 83V84H231ZM28 84V83H27ZM41 84V83H40ZM40 84H38L39 85V87H41V85ZM43 84H44V82H43ZM47 84V83H46ZM54 84V83H53ZM53 84H51V86L53 85ZM59 83H57V84H55V85H58ZM67 84V83H66ZM71 84V82L69 83V87L72 85H70ZM74 84H75V82H74ZM81 84H83V83H80V85H79V87L81 86L82 87V85ZM205 84H207V85H205ZM212 84V85H211ZM219 84V83H218ZM15 85V84H14ZM18 85V84H17ZM20 85V84H19ZM22 85V84H21ZM36 85V84H35ZM49 86H50V84H48ZM61 86H63L62 84H60ZM68 85V84H67ZM132 85V84H131ZM204 85L205 86H207V89H206V87H204ZM226 85H228V84H226ZM232 85H234V84H232ZM232 85H230L231 86V88H232ZM9 86V85H8ZM37 86V85H36ZM44 86V85H43ZM74 86V85H73ZM72 86V87H73ZM216 85H214V87H215ZM27 87V86H26ZM48 87V86H47ZM71 87V88H72ZM77 87V86H76ZM75 87V88H76ZM209 87V88H208ZM222 87V86H221ZM235 87V86H234ZM233 87V88H234ZM15 88H17V87H15ZM20 88V87H19ZM44 88V87H43ZM42 88V89H43ZM55 88V87H54ZM70 88V89H71ZM88 88V87H87ZM219 88V87H218ZM230 87H228V89H229ZM41 89V88H40ZM39 89V90H40ZM60 89H62L61 87H60ZM63 89H65V90H67L66 89V87L64 86V88ZM80 89V88H79ZM94 89V88H93ZM210 90V91H206V90ZM240 91L241 89L240 88H236V90H235V88L234 89H232V90H235V93H236V91H238V90ZM17 90H19L18 88L16 89V91ZM48 90V89H47ZM52 90V89H51ZM50 90V92H52ZM65 90H64V93H65ZM76 90V92H77V90H78V87H77V89H75ZM75 90H73L72 89V91H73V93H75L76 94V92H75ZM82 90H84V88L83 89H81V94H83L82 93ZM91 90V89H90ZM89 90V91H90ZM187 90V89H186ZM196 90H197V88H195V91H194V89L193 90H189V91H193L192 92V94L193 95H195V93L194 92H196ZM207 92V93H204L205 91ZM217 90V89H216ZM215 90V91H216ZM219 90H220V88H219ZM250 90V89H249ZM0 91V92H1ZM7 91H9L8 93H7ZM16 91H14V92H16ZM35 91V90H34ZM43 91H46V89H44ZM221 91V90H220ZM228 91V90H227ZM227 91H225V92H227ZM231 91V90H230ZM238 91V92H239ZM243 91V90H242ZM18 92V91H17ZM16 92V93H17ZM39 92L41 93V91H38V94H39ZM55 92V91H54ZM62 92H63V90H62ZM67 92V91H66ZM84 92H85V90H84ZM92 92L93 91H91V94H92ZM95 92V91H94ZM241 92V91H240ZM4 93H5V95H4ZM28 93V92H27ZM31 93V92H30ZM35 93V92H34ZM44 93V92H43ZM57 94H59L58 92H56ZM72 93V94H73ZM78 94L77 93V96H79L80 97V95L81 94ZM87 93H88V91H87ZM90 93V92H89ZM198 93H200V92H198ZM197 93V94H198ZM218 93H223V92H218ZM230 93V92H229ZM235 93H232V94H230V95H235ZM243 93V92H242ZM23 94V93H22ZM32 94V93H31ZM37 94V93H36ZM37 94V95H38ZM47 94V93H46ZM62 94V93H61ZM90 94V95H91ZM96 93H94V96H96L95 95ZM192 94H190V97L191 96H193ZM201 94V93H200ZM210 94V95H209ZM227 94V93H226ZM10 95V96H9ZM28 95V94H27ZM42 95V93L40 94V96ZM54 95V94H53ZM60 95V94H59ZM66 95V94H65ZM89 95V94H88ZM87 94H86V96H88ZM93 95V94H92ZM91 95V96H92ZM199 95V94H198ZM207 95V96H206ZM219 95V94H218ZM229 95V94H228ZM241 95V94H240ZM19 96V95H18ZM23 96V95H22ZM21 96V97H22ZM29 96V95H28ZM31 96V95H30ZM35 96V95H34ZM39 96V95H38ZM62 96H64V95H62ZM73 97L75 96V95H72ZM196 96V95H195ZM201 96V95H200ZM243 96V95H242ZM247 96V95H246ZM246 96H243L244 98H246V100H247V97ZM258 96V97H257ZM37 97V96H36ZM36 97H34V99L36 100ZM51 97H52V95H51ZM59 97V96H58ZM67 97V96H66ZM70 97V96H69ZM68 97V98H69ZM85 97V96H84ZM93 97V96H92ZM198 97V96H197ZM197 97H194L193 96V98H197ZM216 97H218L219 98V96H216ZM224 97H227V96H224ZM223 97V98H224ZM237 97V96H236ZM241 97V96H240ZM38 98H40V97H38ZM37 98V99H38ZM60 98V97H59ZM83 98V97H82ZM89 98V97H88ZM94 98V97H93ZM192 98V99H193ZM210 98V97H209ZM208 97H207V101H208V99H209ZM214 98V97H213ZM218 98H214V99H212V100H215V102H220L219 100H221V98H222V95H220V98L218 99ZM231 98H233L232 96H231ZM230 98V101L232 100ZM258 98V99H257ZM28 99H29V97H28ZM32 99V98H31ZM31 99H29V100H31ZM42 99H45V97L43 98H41V100ZM57 100H58V98H56ZM67 99V98H66ZM71 99V98H70ZM85 99V101H82V102H85L86 103V101H88V100H86L87 98H84ZM92 99V98H91ZM120 99V100H121ZM211 99L208 101L209 103L211 102ZM241 99H243V98H241ZM27 100V99H26ZM29 100H27V102L29 103ZM34 100V101H35ZM55 100V99H54ZM62 100V99H61ZM65 100V99H64ZM78 97H76L75 98V101H73V99L71 100L73 103V105H75V107H77L76 106V104L78 105ZM81 100V99H80ZM94 100V99H93ZM98 98H97V102H98ZM195 100H197V102L199 103V101L201 102V100H199V99H195ZM194 100V102H192V103H194V104H192L193 106H194V108H199V107H202V108H204V111L203 112H205V110H206V112L208 113L209 111L211 112V113H213L214 111H211L213 108H215V105L214 104H216L214 101H212L213 102V105H214V107L212 108V109H210L211 108V106L209 105V103H207V101H206V103H204L203 104V106H202V103H199L201 106H197L198 105V103L196 102ZM217 100V101H216ZM226 100V99H225ZM224 100V101H225ZM246 100H243V101H246ZM19 101V100H18ZM24 101V100H23ZM47 101H49V100H46L45 102L47 103ZM52 101V100H51ZM51 101H50V103H51ZM100 101V100H99ZM167 101V100H166ZM192 101V100H191ZM191 101H189V102H191ZM204 101V100H203ZM235 101V100H234ZM254 101V100H253ZM27 102H25V103H27ZM36 102V101H35ZM40 102V101H39ZM38 101H37V105H39L38 103H39ZM55 102V101H54ZM58 102V101H57ZM60 102V101H59ZM67 102V101H66ZM69 102V101H68ZM132 102V101H131ZM211 102V103H212ZM223 102V101H222ZM242 102V101H241ZM254 102H256V101H254ZM23 103V102H22ZM24 103V104H25ZM30 103H32V102H30ZM42 103H43V101H42ZM50 103H48V105H46V106H43V107H41L40 108V110H43L42 108H44L45 107V111H47L46 109H53L52 107H56V104H52V105H54V106H51V105H49ZM61 103V102H60ZM90 103H91V101H90ZM98 103H100V102H98ZM97 103V106L99 105ZM231 103H233V102H231ZM230 103V104H231ZM246 103H249L248 102V100L246 101ZM245 103V104H246ZM257 103V102H256ZM23 104V105H24ZM61 104H63V103H61ZM65 104H67V103H65ZM70 104V103H69ZM67 104L68 106H69V108H71L70 107V105H72V104ZM79 104H80V101H79ZM84 104V103H83ZM205 104H206V108H205ZM209 106H208V105ZM221 105L220 106V108L219 109H222V110H226L227 111V109H225V106L229 109H231L232 107V104L230 105L229 103V106L230 107H228L227 105L228 104H226V102L224 103V105L223 104H221V103H218L217 104V106L216 107H218V105ZM243 104V103H242ZM251 104V103H250ZM18 105V104H17ZM16 105V106H17ZM27 105V104H26ZM25 105V106H26ZM32 106H33V104H31ZM37 105H35V106H37ZM58 105V104H57ZM87 105V104H86ZM191 104H190V106H192ZM222 105H223V107H222ZM234 105V104H233ZM236 105V104H235ZM234 105V106H235ZM244 105V104H243ZM13 106V107H12ZM21 106V104L20 105H18V107H19V116L21 117V118H25V115L28 113H25L24 111V108L23 107H20ZM28 106V105H27ZM27 106H26V108H27ZM133 106V105H132ZM189 106V105H188ZM189 106V107H190ZM197 106V107H196ZM207 106L209 107V109L207 108ZM234 106H233V108H234ZM256 106H258L257 104H256ZM260 106H258V107H260ZM1 107V106H0ZM2 107H4V106H2ZM9 107H8V109H9ZM17 107V108H18ZM79 107V106H78ZM86 107V106H85ZM123 107V106H122ZM130 107V106H129ZM222 107V108H221ZM235 107H237V106H235ZM244 107V106H243ZM247 107H248V105H247ZM57 108H59V107H57ZM80 108H82V107H80ZM98 108V107H97ZM194 108H191V109H194ZM224 108V109H223ZM248 108H250V110H251V107H248ZM7 109V110H8ZM9 109V110H10ZM27 109H31V108H27ZM27 109H26V111H27ZM35 109V108H34ZM84 109V108H83ZM128 109V108H127ZM188 109V108H187ZM218 109V112L220 111L221 112V110H219ZM238 109H240V107L238 108H236V110L240 113V110H238ZM244 109H247V108H243V111H241L244 115L245 114H249V113H251V112H248L247 110H246V113H245V110ZM5 110V109H4ZM54 110V109H53ZM66 110H68V109H66ZM75 110H77V109H75ZM86 110V109H85ZM88 110V109H87ZM199 110H201V109H199ZM198 110V111H199ZM203 110V109H202ZM213 110H215V113H217L216 111H217V108H215V109H213ZM241 110H242V108H241ZM257 111H258V108L256 109ZM30 111V110H29ZM44 111V110H43ZM50 111V110H49ZM56 111H57V109H56ZM60 111V110H59ZM129 111H131V110H129ZM197 111V110H196ZM195 110H194V112L195 113H193L192 114V112H191V110H190V115H191V117L193 118V120L195 119V117H196V115L197 114H201V113H203L202 111H197L196 112ZM233 111V110H232ZM234 111H235V108H234ZM10 112V111H9ZM12 112V111H11ZM15 112V113H16ZM40 112V111H39ZM51 112V111H50ZM62 112V111H61ZM85 112V111H84ZM168 112H170V111H167V110H165L164 108H161V107H159V110H157V115L162 119V118H164L165 116H168L169 115V113ZM201 112V113H200ZM205 112V113H206ZM208 113V115H210L211 113ZM219 112V113H220ZM229 113H230V110L228 111ZM227 112V114H229ZM259 112V111H258ZM1 113V112H0ZM5 113V112H4ZM14 113V114H15ZM42 113H44V112H42L41 111V114ZM48 113V112H47ZM63 113H64V110H63ZM63 113H61V114H63ZM71 113H73V112H71ZM75 113V112H74ZM78 113V112H77ZM126 113V112H125ZM128 113V112H127ZM188 113H189V111H188ZM197 113V114H196ZM205 113H203L204 115H205ZM222 113H224V112H222ZM255 113H257V112H254V116H255ZM2 114V113H1ZM0 114V115H1ZM13 114V113H12ZM11 114V115H12ZM18 114V113H17ZM16 114V115H17ZM32 114V113H31ZM35 114H36V112H35ZM46 114V113H45ZM55 114V113H54ZM76 114V113H75ZM186 114H187V112H186ZM185 114V115H186ZM196 114V115H195ZM237 114V113H236ZM243 114H241V116L243 117ZM258 114V113H257ZM257 114H256V116H257ZM262 113H260V115H261ZM6 115V114H5ZM7 115H9L10 116V114H7ZM28 115V114H27ZM26 115V116H27ZM30 115V114H29ZM36 115H38V113L36 114ZM40 115V114H39ZM48 115V114H47ZM46 115V116H47ZM69 115V114H68ZM78 115V114H77ZM85 115H86V113H85ZM85 115H83V116H85ZM171 115H172V113H171ZM193 115V116H192ZM202 115V114H201ZM200 115V116H201ZM204 115H202V116H204ZM208 115L206 114L205 116H204V118H201L202 120L204 119L205 120V118H206V120L204 121V123H206V122H208L207 123V125L206 124H204V123H202L203 121L200 119V121L198 120V122H200V123H202L204 126L203 127H201V125H200V127H198L199 125H197V128L199 129H193V127H192V125H191V129H190V132L192 133V132H196L195 133V135H196V137L198 138V140H196L197 138H195V136H194V138H195V140H194V138L193 139H191V140H189L190 138H188V136L189 137H191L190 135H193V133L192 134H190V135H188L187 136V138H188V141H190L191 143H192V141L194 140L195 142H196V144H199V145H196L195 144V142L193 141V143H194V146L196 145V146H198V147H196L195 149H194V151H199V152H197L196 154L197 155H199L200 156V158H201V160H202V157L205 159V157L208 155V157H212L211 159H208V157H206L207 158V161H206V159L203 161V162H201L199 159L200 158H198L199 156H195L196 158H198V160H199V162H198V160H196V158L194 159V154H195V152H194V154L192 155V153H193V151H192V148H194V147H192L191 149H186L187 148V144H186V142L184 143V145L186 146V148H183V147H185L184 145H182L183 147H180V143H181V141H179L181 138H183V137H181L177 142H173L175 145H173V144H170V142H169V137H171L172 136V139L173 138H175V135L176 134H179V133H176V128L175 129H172V131H168V130H165L164 129V127L163 126H158V128L157 129H155L156 130V133H155V135L150 139V140H148V139H144V137H143V140H142V137L141 136H145V135H143L142 133H139V131H137V129L135 130L134 128H133V126H129L128 124H127V126H129V127H125L124 125H121V124H118V126L119 125H121V127H122V138H124V139H128V138H130V136H136V137H141V141H140V145H141V149L145 152H147V153H149V151H147V150H151L150 152L151 153H153L152 155L154 156V158H155V161L158 159L159 161L158 162H160V158H164V156L165 157H167V159L166 160H164V162L166 163V166H167V169H175L176 170V172L174 171V172H172V179H171V181L170 182H168V184H164V183H162L163 185H165L166 186V188L167 189H170V190H173V191H175L173 188H175V187H177L176 188V191H175V193H173V192H169V194L167 195L168 196V200L170 199V201H171V199L173 200V199H175L177 196V194L176 193H178V195L182 192V189L184 190V189H186L185 188V184H187L189 181V179L188 178H190V180H192L193 178H194V176L195 175H198V174H201L200 172H197L198 171V168H199V166L201 167V165H202V163H203V165L204 164H206L207 165V167L209 166L208 164L209 163H211V165L206 169V167L205 166H203V167H205L204 169H202V168H199V171H203V174L205 175V177H207V180H208V182L207 181H205L204 180V186L202 185V182H200L199 181V184H198V181H195V179H193L197 184H193V186H192V184L191 183H188V185L186 186L188 189H190V186H189V184L192 186L191 187V189L192 188H194V185H199V186H203V187H201V188H207V187H205L206 185L205 184H207V186L209 187V189L208 190H211V189H213V191H214V193L217 195L216 197H217V199H215L214 197L213 198H211L212 196H208V193L206 192V190H200L199 192H198V194H197V196H196V199H197V201L201 204V205H199V207H200V213L199 212H197V211H199V209L197 208V211H195L194 210V212L195 213H198V215H200V216H198L197 214V218L196 217H191V215H190V213L188 214V212L187 213H185V211H181V214L180 213H176V212H173V210L171 211L172 213H173V215H171V216H173L174 217V220H175V226L174 227H172V229L171 230H168V231H166L167 232V238L165 239L166 240V242H165V244L164 245H161V246H163L162 247V249H161V251L160 252H155V253H153L150 249H147V248H149V247H146V249H145V247H142V246H132V245H128V243L126 242V239H124L123 237H122V235L120 234L119 235V229L116 227L118 224H114L116 221H115V218L113 219L112 217H110L111 216V211L109 212V209L110 208H108L109 206L108 205H106L107 203H105L106 201V193L107 192H105L100 186H102V185H97L98 184V182H97V184L96 185H94L95 183H93V181L95 180H91V179H93L92 177H93V175H94V173H95V166H93V165H89V163H88V165L87 164H85L84 166H86V168L84 167V166H79V169L81 168V167H83V168H85L84 170L83 169H80V173L78 174V175H76L75 176V180H74V178L71 180V173H69V175L68 176H70V181H72V183H76V182H81L82 183V185H87V189L85 188L83 191H81L82 193L78 196L79 198H78V200H76L72 205L71 204H69V203H71V201H68L67 199V201H68V205L70 206L68 209H67V211L65 212V214L67 213L68 215H65L64 213V215H65V218H66V216H68L67 218L69 219L68 221L67 220H65L64 222L65 223H63L64 225L66 224L67 226H69L68 228H69V230H67L66 228V225H65V229L67 230V232H68V234H67V232L65 231H63V232H61V234H63L64 235V233H65V236H63V235H61V236H63V237H60V235H59V238H57V239H55V237H54V239L56 240L55 241V243H53V244H51V245H53V246H55V247H53V248H51V249H53V251H54V253L55 254H57V255H53L52 254V252L53 251H51L50 253L52 254V256H49L50 258L51 257H53V258H51V260L52 259H54L53 261H55V263L58 261V263L60 264V263H62V256L60 257L62 260L59 262V258H57V257H59L60 256V254L62 255V253L60 252L61 250H62V245H63V242H64V246H65V243L67 244V242L65 241L67 238H68V244L70 245V246H73V249H74V246L76 245V242L77 243H80L81 244V246H79V245H77V247L79 248V249H77L78 251L76 252V251H74V252H76V254L74 253V254H72L73 256H77L78 257V254H80V253H78L79 252V250H81L83 247H82V244L84 243V242H86L90 237H89V235L91 236L92 235V233L93 234H95V235H97L98 233L100 234V233H102V234H105L106 236H107V238H109L112 242H113V246H114V248H118L120 251H121V255H120V257H118V258H116V259H114V261L112 260V259H110L111 261H113V263L112 264H264V172L263 171H261L262 169H259L260 167L258 166L259 165V162H258V169H257V167H255L254 168V166H252L251 165V163H249V162H247L246 160H245V162L244 163H242V159H241V161H240V159H238V158H240V157H238L239 156V152H243L244 151V147H242V145H241V147L239 148H237V146H235V148H233L234 146L233 145H236L235 143L237 142V141H239V140H241V139H239V137L240 136H242L243 135V133H244V135L246 134V136H247V133H245L244 131H246L243 127L245 126V125H247L248 123L247 122H244V121H242V123L244 124V125H242V123L241 124H239V122H230V123H228V124H226L225 123V126L227 125V127H225V128H228V125L230 126V125H233V126H230V127H233L232 129H233V131H232V129H230L229 130V134H228V129H226V130H224L225 132H227V134L225 133V135L223 134V135H221V136H216V134H215V132L218 130V128L216 127L217 125V123H218V125H219V123L221 122V119H222V121H224L225 119H224V117L223 118H219V117H216V116H213L212 114V116H209L208 117ZM214 115H217V116H220V115H222V114H214ZM226 115V114H225ZM249 115H251V114H249ZM248 115V116H249ZM264 114H262L261 115V117H259V118H262V116H263ZM8 116V117H9ZM41 116V115H40ZM43 116H45V115H43ZM56 116V115H55ZM65 116H67V115H65ZM86 116H88V115H86ZM86 116H85V118H86ZM131 116V115H130ZM188 115H186V117H187ZM198 116V115H197ZM199 116V117H200ZM224 116V115H223ZM246 116V115H245ZM248 116H246V118H248ZM1 117V116H0ZM11 117V116H10ZM13 117V116H12ZM15 117V116H14ZM14 117L12 118V119H14ZM17 117H18V115H17ZM16 117V119H18ZM30 117V116H29ZM42 117V116H41ZM51 117V116H50ZM63 117V116H62ZM80 117V116H79ZM127 117H128V114H127ZM175 117V116H174ZM208 117V118H207ZM222 117V116H221ZM249 117H251V116H249ZM2 118H6V117H2ZM31 118H32V116H31ZM53 118V117H52ZM67 118V117H66ZM74 118H75V116L73 117V120H74ZM82 118H84V117H82ZM125 118H126V116H125ZM124 118V119H125ZM175 118H177V117H175ZM189 118V117H188ZM198 117H196V119H197ZM229 118H231V117H229ZM233 118V117H232ZM236 118V117H235ZM234 118V119H235ZM240 118V117H239ZM264 118V117H263ZM15 119V121H17ZM41 119V118H40ZM45 119H47L46 117H45ZM51 119V118H50ZM50 119H48V120H50ZM65 119V118H64ZM76 119V118H75ZM88 119H89V117H88ZM126 119H128V118H126ZM129 119H130V117H129ZM156 119V118H155ZM224 119V120H223ZM233 119V120H234ZM241 119V118H240ZM9 120V119H8ZM8 120H7V122H8ZM11 120V119H10ZM18 120H20V119H18ZM22 120V119H21ZM29 120V119H28ZM31 120V119H30ZM35 120V119H34ZM37 120V119H36ZM42 120H43V118H42ZM48 120H46V121H48ZM56 120H60V119H55V121ZM61 120H63V119H61ZM60 120V121H61ZM82 120V119H81ZM85 120V119H84ZM131 120V119H130ZM160 120V119H159ZM237 120V119H236ZM239 120V119H238ZM237 120V121H238ZM242 120V119H241ZM240 120V121H241ZM243 120H244V118H243ZM247 120V119H246ZM250 120V119H249ZM260 120H262V119H260ZM64 121V120H63ZM86 121V120H85ZM85 121H84V123H85ZM89 122H90V119L88 120ZM87 121V122H88ZM187 121L189 122V121H192V120H188L187 119ZM196 121V120H195ZM231 121V120H230ZM256 121V120H255ZM255 121H254V128H255ZM262 121H264V120H262ZM10 122V121H9ZM13 123H14V121H12ZM12 122H10V125H11V123ZM23 122H25V121H23ZM22 122V123H23ZM27 122H29V121H27ZM43 122H44V120H43ZM50 122H51V124H52V126H51V128L53 129H49V131L48 130H46L45 128V130H46V132L48 131L49 133L48 134H46V135H48V137H53V136H50L51 134H54V133H56V132H54V131H56L57 130V128H56V130H55V126L57 127L58 126V124H57V122H59V121H56V123L54 122V120H53V122H54V128H53V123H52V121L50 120ZM50 122H49V125L48 126H50ZM157 122H159V121H157ZM226 122V121H225ZM261 122V121H260ZM3 123V122H2ZM19 123H20V121H19ZM22 123H20L21 125H23ZM33 122H31V124H32ZM45 123V122H44ZM62 123V122H61ZM65 123H67V122H65ZM72 123H73V121H72ZM80 123V122H79ZM123 123V122H122ZM130 123V122H129ZM192 123H193V121H192ZM210 123V124H209ZM215 123V124H214ZM222 123V125H223V123L224 122H221ZM221 123H220V125H221ZM234 123V124H233ZM236 123H238V124H236ZM245 123H247V124H245ZM258 123V122H257ZM4 124H6L5 122H4ZM30 124V123H29ZM82 124H83V121H82ZM90 124V123H89ZM189 124H191V123H189ZM262 124H264V123H262ZM261 124V125H262ZM15 125H17V123L15 124ZM34 125V124H33ZM39 125H41V124H39ZM43 125V124H42ZM41 125V126H42ZM65 125V124H64ZM72 125V124H71ZM79 125V124H78ZM84 125V124H83ZM87 125H88V123H87ZM92 125V124H91ZM158 125V124H157ZM161 125V124H160ZM175 125V124H174ZM173 125V126H174ZM187 125V124H186ZM194 125V124H193ZM206 125V126H205ZM215 126V131H214V133H213V131H212V129H213V127ZM220 125H219V127H220ZM221 125V126H222ZM249 125V124H248ZM259 125V124H258ZM2 126H3V124H2ZM8 126V125H7ZM14 126V125H13ZM18 126V125H17ZM16 126V127H17ZM26 126V125H25ZM27 126H32V125H27ZM44 126V125H43ZM82 126V125H81ZM89 127H90V125H88ZM114 126V125H113ZM190 126V125H189ZM189 126H187V127H189ZM195 126H196V124H195ZM208 126V127H207ZM212 126V127H211ZM263 126V125H262ZM262 126H258V127H262ZM6 127V126H5ZM34 127V126H33ZM33 127H30V128H32V131L34 132V129H33ZM36 128V130H35V132L37 131V126H35ZM62 127V126H61ZM61 127H60V129H61ZM86 127V126H85ZM115 127H117V126H115ZM120 127V126H119ZM137 127V126H136ZM148 127V126H147ZM184 127V126H183ZM204 127H207V128H204ZM229 127V128H230ZM246 127V126H245ZM250 127H251V125H250ZM4 128V127H3ZM3 128H1V129H3ZM19 128V127H18ZM27 129H28V131H31V129L29 130V128L28 127H26ZM63 128H65V127H63ZM79 128V127H78ZM172 128V127H171ZM217 128V129H216ZM223 128V127H222ZM221 128V129H222ZM224 128V129H225ZM247 128V127H246ZM0 129V130H1ZM9 129V128H8ZM21 129V128H20ZM23 129V128H22ZM38 129H42V128H38ZM43 129V130H44ZM67 129V128H66ZM80 129V128H79ZM86 129V128H85ZM91 129V128H90ZM89 129V130H90ZM99 129V128H98ZM189 129L187 130L188 131V134L190 133L189 132ZM250 129V128H249ZM249 129H247V130H249ZM255 129H258V128H255ZM263 129V128H262ZM4 130V129H3ZM19 130V129H18ZM25 130V129H24ZM58 130H59V128H58ZM57 130V131H58ZM63 130V129H62ZM89 130H87L86 129V131H88L89 132ZM192 130V131H191ZM223 130V129H222ZM221 130V131H222ZM244 130V131H243ZM251 130V129H250ZM259 131H257L258 133H260V134H262V131L263 130H260V129H258ZM7 131V130H6ZM21 131H23V130H21ZM38 131H41V130H38ZM83 131V130H82ZM115 131V130H114ZM232 133H231V132ZM3 131L1 130V134H3V133H5V132H3ZM17 132V131H16ZM25 132V134H27V132L26 131H24ZM33 132L32 133H30V134H33ZM248 132V131H247ZM9 133V132H8ZM8 133H6L7 135H11V134H8ZM11 133V132H10ZM84 133H85V131H84ZM109 133V132H108ZM150 133V132H149ZM185 133V132H184ZM29 134V136L27 135V137H29V139H31V135ZM37 134H39L38 132H37ZM41 134V133H40ZM50 134V135H49ZM66 134V133H65ZM64 134V135H65ZM72 134V133H71ZM75 134H77L76 132H75ZM86 134H87V132H86ZM4 135V134H3ZM15 135H16V133H15ZM41 135H44V134H41ZM57 135V133L55 134V136ZM60 135V134H59ZM59 135H57V136H59ZM67 135V134H66ZM73 135V134H72ZM78 135H79V133H78ZM147 135V134H146ZM186 135H187V133H186ZM186 135L184 136V137H186ZM2 136V135H1ZM18 136H20L19 137V141H18V145H16L15 144V146H16V153L17 154H14L15 155V158L13 159L14 160V162H13V160L11 159V161L14 163V164H11L12 166H14L15 167V171H16V176L14 177L15 178V180H16V185L18 186L17 187V189H19V191L17 192V193H19L18 194V198L17 197H15L14 196V199L15 198H17V199H15V200H17L16 201V204H15V206H14V210L12 209V211L10 210V212L9 211H7V208H3V206H4V204H3V202H4V197H6V195L2 198V200H1V197H0V205H1V203H2V205H1V212H0V220H1V225H0V240L3 238L4 239V241H0V253H1V250L2 249H4L3 248V246L6 244V242H8L9 241V245L11 246V248H12V250L14 251L15 249H16V247L18 246V244L20 243L21 244V242H17L18 241V239L16 240V237H17V235L16 234H14V236H12V238L10 237V239H11V241L9 240V236L11 235V233H12V231H11V229L13 230V227H12V225H10L12 228H10L9 226H7L5 223H6V219H7V217L5 218V216H6V212H9V214L8 215H10V216H8V217H12L13 215H15V217H17L18 218V220H20V224L19 225H21V226H23L24 225V222L25 221H29V223H30V226H29V228H28V230L31 232V234L28 232V230H26V234L27 233H29L27 236H28V240H27V238L25 239L26 240V242H28L27 244H28V246H27V249L25 250V252L24 253H22V255L19 253L18 254V251H17V254L19 255V257H17V259H16V261H15V263L14 264H40V263H42L43 264V262L45 261V260H43V262L42 261H40L42 258H45V257H43V254L42 255H40L41 256V259L38 257V251H40V249L39 248H43L44 247V250L43 251H45V242L43 241V245L41 246V243H42V238H44L45 236L43 235V233L45 234V232L48 230V234L50 233L49 232V230L51 231L53 228H55V229H53V231L55 230L56 231V229H57V222H58V217H56V219H54V220H52L51 222L49 221L48 222V219H47V222L48 223H46L45 222V220H43L44 221V223H46L47 224V226H45L44 228H46L43 232H41V233H35L36 231H39L38 229H36L37 227V225L39 224V223H41L42 221H40L41 219L40 218H42L43 219V217H44V215L46 214V213H44V215H43V217H41L42 215L41 214H43V213H41L42 212V210H40L39 211V213H40V216L39 215H37V216H39L38 218L39 219H37V216L35 215V214H37V213H35L34 215H33V213L34 212H36L37 210H39V209H37L36 207H38V206H40V207H47L45 204H44V202L48 199V197H47V199H45L42 195H41V193H40V195H39V197L38 196H35L34 198L32 197V196H34V194H32V195H29L28 193H26V192H24L23 191V189H21V186H22V184H23V180H22V172H21V164L19 163L20 161H19V159H20V152L21 151H25V153H26V148H27V150H28V152L30 151V156L29 157H27L29 154H27V156L25 155V153H24V156H26L28 159H27V161H26V158L25 157H23V155H22V157H23V159H21V161L22 160H24V158H25V160L24 161H26L27 162V167H28V169H29V171L30 172H28L30 175L31 174H33V175H35L34 177H36V178H38L37 176V171L38 170H40V172H41V167L45 164H50L49 162H45L44 160V157L46 158V156L44 155L43 156V158L42 157H39V156H41V155H43V154H41L40 152H37L36 151V149H39L38 148V146H37V148H36V143L38 142V141H36V140H34V139H32V140H29V139H26L25 141H28V147L25 145L26 144V142L25 141H23L24 143H22V144H24L25 146H26V148H25V146H24V148H23V150H22V147L23 146H21V140H22V138H21V134H19ZM22 136H24V135H22ZM32 136H34V135H32ZM37 136V135H36ZM57 136L56 137H54V138H56L57 139ZM87 136V135H86ZM85 135H84V139H82V140H85V137H86ZM120 136V137H121ZM181 136V135H180ZM183 136V135H182ZM245 136V137H246ZM4 137H5V135H4ZM4 137H1V138H4ZM7 137V136H6ZM5 137V138H6ZM24 137H26V136H24ZM35 137V136H34ZM68 137V136H67ZM66 137V138H67ZM79 137V136H78ZM164 137L166 138L165 140H164ZM179 137V136H178ZM18 138V137H17ZM38 138V137H37ZM41 138H43L44 140H45V136L44 137H41ZM40 137H39V139H41ZM60 138H62L61 140L62 141H64L63 140V137L60 135ZM88 138V137H87ZM86 138V139H87ZM103 138V137H102ZM108 138V139H107ZM106 138V140H104L103 139V141L104 142H107L108 144H110V145H112L114 148H115V150L121 155V154H123V152H124V149H123V147H119L118 145H117V142H116V140H115V136H108ZM118 138V137H117ZM116 138V139H117ZM121 138V139H122ZM146 138H147V136H146ZM177 138V137H176ZM192 138V137H191ZM239 140H238V139ZM242 138H244V137H242ZM250 138V137H249ZM11 139V138H10ZM25 138H23V140H24ZM42 139V140H43ZM47 139V138H46ZM49 139H52V138H49ZM69 139H71L70 137H69ZM72 139H73V136H72ZM72 139H71V141H72ZM75 139V138H74ZM133 139H135V138H133ZM171 139V138H170ZM3 140V139H2ZM2 140H0V141H2ZM17 140V139H16ZM67 140V139H66ZM79 140V139H78ZM81 140V139H80ZM79 140V141H80ZM123 140V139H122ZM185 140V139H184ZM187 140V139H186ZM12 141V140H11ZM10 141V142H11ZM52 141H53V139H52ZM57 141V140H56ZM139 141V140H138ZM236 141V142H235ZM4 143H5V141H3ZM16 142V141H15ZM35 142V143H34ZM42 142V141H41ZM40 142V143H41ZM45 142V141H44ZM43 142V143H44ZM86 142H87V140H86ZM172 142V141H171ZM189 142V144H190V147L191 146H193L191 143ZM198 142V143H197ZM4 143H1L3 146H1L2 148L4 147ZM39 143V142H38ZM51 143H53V142H51ZM59 143V142H58ZM57 143V144H58ZM63 143V142H62ZM67 143V142H66ZM72 143V142H71ZM82 144H81V147H83V146H85V148H87L88 146H89V143H87L86 145H88L87 147H86V145H84L83 143L84 142H81ZM92 143V142H91ZM151 143V144H150ZM188 143V142H187ZM240 143H238V146H240ZM36 144V145H35ZM47 144H48V146L47 147H49V143H48V140H47ZM60 144V143H59ZM181 144H183V143H181ZM14 145V144H13ZM61 145V144H60ZM70 145V144H69ZM68 145V146H69ZM80 145V144H79ZM83 145V146H82ZM110 145H107V146H110ZM231 145L233 146V147H231ZM18 146V147H17ZM55 146H58V145H55ZM62 146V145H61ZM122 146V145H121ZM199 146L201 147V148H199ZM6 147V146H5ZM4 147V148H5ZM11 147V146H10ZM43 147H46V145L45 146H43ZM52 146H50V148H51ZM64 147V146H63ZM79 147V146H78ZM80 147V148H81ZM112 147V148H113ZM140 147V146H139ZM29 148V149H28ZM36 148V149H35ZM41 148V147H40ZM49 148V149H50ZM53 149H54V147H52ZM57 148V147H56ZM60 148V147H59ZM72 148H73V146H72ZM72 148H71V150H72ZM80 148H79V150H80ZM90 148V147H89ZM89 148H87L88 150H89ZM109 148V147H108ZM113 148V149H114ZM148 148V149H147ZM231 148V149H230ZM250 148V147H249ZM263 148V147H262ZM1 149V148H0ZM52 149V151H55V149L53 150ZM63 149L64 148H62V151H63ZM66 149V148H65ZM82 149H84V148H82ZM92 149V148H91ZM140 149V148H139ZM182 149V150H181ZM4 151H5V149H3ZM11 150H14V147H13V149H11ZM42 150H43V148H42ZM45 150H46V148H45ZM44 150V151H45ZM48 150V149H47ZM61 150V149H60ZM88 150H86V152H85V154L87 153V151ZM203 150V151H202ZM2 151V150H1ZM1 151H0V153H1ZM36 151V152H35ZM39 151H41V150H39ZM50 151V150H49ZM62 151H60V152H62ZM66 151V150H65ZM64 151V152H65ZM72 151H74V150H72ZM72 151H71V153H72ZM90 151V150H89ZM89 151H88V153H89ZM92 151V150H91ZM7 152H8V150H7ZM12 152V151H11ZM33 152H35V155H34V153ZM43 152V151H42ZM48 152V151H47ZM47 152H46V154H47ZM56 152V151H55ZM59 152V153H60ZM76 152V151H75ZM82 152V154H84V151H81ZM142 152V151H141ZM141 152H139V153H141ZM232 153L233 154V158H231L232 157V154L230 155V153ZM260 152V151H259ZM5 152H3V154H4ZM14 153H15V150H14ZM37 153H40V155H38ZM45 153V152H44ZM66 153V152H65ZM65 153H62V154H64L65 155ZM87 153V154H88ZM201 153L203 154H206V155H201ZM246 153V152H245ZM2 154V153H1ZM0 154V156L2 157V155ZM6 154H8V153H6ZM10 154H12V153H10ZM37 154V155H36ZM50 154V152L47 154V155H49ZM54 154V153H53ZM61 154V153H60ZM78 154V153H77ZM87 154H86V156H87ZM89 154H91V153H89ZM88 154V156L87 157H89V156H91V155H89ZM118 154V155H119ZM5 155V154H4ZM55 155H56V153H55ZM54 155V156H55ZM79 155V154H78ZM81 155V154H80ZM93 155V154H92ZM144 155V154H143ZM178 155V157H174V156H177ZM228 155H230L231 157H228ZM244 155V154H243ZM250 155V154H249ZM50 156V155H49ZM60 156V155H59ZM72 156V155H71ZM202 156V157H201ZM205 156V157H204ZM235 156V157H234ZM241 156V155H240ZM247 156V155H246ZM6 157V156H5ZM4 157V158H5ZM12 157V155L10 156V158ZM48 157V156H47ZM57 157V156H56ZM78 157H82V155L81 156H78ZM144 158H145V155L143 156ZM152 157V156H151ZM238 157V158H237ZM3 158V157H2ZM0 159V163H1V160H3V159ZM7 158V157H6ZM6 158H5V160H6ZM60 158V157H59ZM58 157H57V160H54V158H53V160H52V158L50 157V159H47L48 161H53L54 162V165H55V167H56V161H58V159H59ZM61 158H62V156H61ZM66 158V157H65ZM64 158V161L66 160ZM83 158H84V156H83ZM82 158V159H83ZM149 158V157H148ZM177 158V159H176ZM192 158H193V160H195V161H197L195 164H201V165H198L197 167L198 168H196L195 167V165L193 166V167H195L194 169H195V172H197V174L195 173V175H194V173H193V171H192V173H191V167L192 166H189L188 167V165H190V164H192L193 162H192ZM228 158H230L231 160L232 159H235V158H237L238 159V161L240 162H238V163H236L235 161L237 160V159H235V160H228ZM250 158V157H249ZM248 158V159H249ZM42 159H44L43 161H41ZM56 159V158H55ZM78 159V158H77ZM81 159V160H82ZM87 159V158H86ZM151 159V158H150ZM149 159V160H150ZM251 159V158H250ZM250 159H249V161H250ZM260 159H262V158H260ZM10 160V159H9ZM39 160L41 161V162H45L43 165H42V163H41V167H38L40 164V162H39ZM91 160V159H90ZM146 160V159H145ZM144 160V161H145ZM191 160V161H190ZM209 160H212V161H209ZM227 160H228V162H230L227 166L226 165H224V164H227V163H225V162H227ZM244 160V159H243ZM251 160H254V159H251ZM10 161V162H11ZM61 161V160H60ZM59 161V162H60ZM73 161V160H72ZM74 161H75V159H74ZM77 161V160H76ZM79 161H80V159H79ZM87 161H89V158H88V160ZM147 161V160H146ZM145 161V162H146ZM151 161V160H150ZM206 161V163H204ZM209 161V163H207ZM4 162V161H3ZM7 162V161H6ZM23 162V161H22ZM62 162V161H61ZM71 162V161H70ZM82 162V161H81ZM91 162V161H90ZM152 162H154V161H152ZM157 162V163H158ZM201 162V163H200ZM213 162V163H212ZM252 162V161H251ZM255 162V161H254ZM8 163V162H7ZM25 163V162H24ZM69 163V162H68ZM87 163V162H86ZM187 163H189L186 167L187 168H189V169H187L185 166H184V164L186 165ZM256 163V162H255ZM2 164V163H1ZM53 164V163H52ZM51 164V165H52ZM59 164V163H58ZM65 164V163H64ZM63 164V165H64ZM121 164V165H120ZM253 164V163H252ZM262 164V163H261ZM5 165V164H4ZM8 165H9V163H8ZM11 165H9L10 167H12ZM25 165V164H24ZM50 165V166H51ZM76 165V164H75ZM120 167L122 166V162L121 163H119L118 164ZM152 165H154V163L152 164ZM183 165V166H182ZM223 165L225 166V167H223ZM7 166V165H6ZM6 166H5V168H6ZM25 166V167H26ZM59 166V165H58ZM58 166L53 170V171H55L56 172V170H58L59 168H58ZM65 166V165H64ZM67 166V165H66ZM66 166L64 167L65 169H66ZM73 166H74V163H73ZM77 166V165H76ZM76 166H75V169L77 170L78 168H76ZM97 166V165H96ZM151 165H149V167H150ZM163 166H165V164H163ZM165 166V167H166ZM256 166V165H255ZM24 167V166H23ZM24 167V168H25ZM37 167H38V170H37ZM45 166H43L42 168H44ZM48 167H49V165H48ZM51 167H53V166H51ZM51 167H50V169H51ZM67 167H70V163H69V166H67ZM72 167V166H71ZM70 167V168H71ZM151 167H153V166H151ZM182 167H185L187 170L185 171L184 170V168H182ZM253 167V168H252ZM262 167V166H261ZM23 168V169H24ZM46 168H47V165H46ZM45 168V169H46ZM54 168V167H53ZM58 168V169H57ZM164 168V167H163ZM2 169H3V166H2ZM8 169V168H7ZM6 169V170H7ZM26 169V168H25ZM49 169V170H50ZM62 169V168H61ZM73 167L71 168V172H73ZM75 169H74V172L73 173H75ZM148 169V168H147ZM166 169V168H165ZM185 171V172H188V173H185L183 170ZM263 169H264V167H263ZM1 170V169H0ZM6 170H4V171H6ZM11 170V169H10ZM9 170V171H10ZM48 170V169H47ZM47 170H45L46 172H47ZM48 170V172L51 174V172ZM68 169H66V170H63V171H67ZM81 170H82V172H81ZM146 169L144 168V171H145ZM9 171L8 172H4L5 174H7V173H9ZM13 171H14V169H13ZM44 170H43V172H45ZM58 171H60L61 172V170L59 169ZM57 171V173H53V175L54 174H59L60 175V173ZM69 170L67 171V172H70ZM123 171V170H122ZM146 171H148V170H146ZM145 171V172H146ZM170 171V170H169ZM35 172H36V174H35ZM39 172V171H38ZM39 172V173H40ZM43 172H41V173H43ZM99 172V171H98ZM145 172H142L143 173V175H141V176H143V177H145L146 175H147V173H145ZM171 172V171H170ZM2 173V172H1ZM11 173V172H10ZM10 173L9 174H7V175H10ZM26 173V172H25ZM24 173V174H25ZM63 172H61V174H62ZM141 173V174H142ZM192 175V177H191V175ZM47 174V173H46ZM65 174H66V172H65ZM202 174V175H203ZM40 175V174H39ZM42 175V174H41ZM40 175V176H41ZM49 175V174H48ZM63 175V174H62ZM73 175V174H72ZM190 175V176H189ZM201 175V176H202ZM204 175H203V178H201V176H200V179L201 180H203V179H206V178H204ZM237 175H239V176H241V178L240 177H238ZM1 176V175H0ZM4 176V175H3ZM2 176V177H3ZM26 176V175H25ZM24 176V177H25ZM39 176V177H40ZM45 176H47V175H45ZM52 176V175H51ZM51 176L50 177H46V178H51ZM55 176V175H54ZM54 176H52V177H54ZM67 176V177H68ZM189 176V177H188ZM28 177H29V175H28ZM28 177H26V178H28ZM32 177V176H31ZM34 177H32V179L34 178ZM42 178H44L43 177V175L41 176ZM61 177L62 176H60V177H57V182H56V180H55V182L57 183H55L54 182V185H56V186H54V188H57V187H59V188H61L59 185L61 184V183H63V181L65 180V179H63L62 178V181L60 182V181H58L59 179H61ZM63 177H64V175H63ZM66 176H65V178H66V180H65V182L66 183H68V186L70 185V184H72V183H70L69 184V181H67V179H69V178H67ZM73 177V176H72ZM79 177V178H78ZM143 177H141V178H143ZM1 178V177H0ZM7 178H10V176L9 177H7ZM13 178V176H12V178L11 179H14ZM35 178V179H36ZM55 178V177H54ZM96 178V177H95ZM195 178L197 179V177L195 176ZM238 178V179H237ZM35 179L34 180H32V181H34L35 182V184L39 181L38 179H36V180H38V181H35ZM52 179V178H51ZM199 179V178H198ZM1 180H3V179H1ZM4 180H5V177H4ZM8 180V179H7ZM7 180H5V183H6V185H7V183H8V181ZM15 180H14V183H15ZM25 180V179H24ZM43 180V179H42ZM87 182H86V181ZM141 180V179H140ZM25 181H27V180H25ZM44 182H45V184H46V182L48 181L47 179H46V181L45 180H43ZM84 181H85V183H84ZM135 181V180H134ZM188 181V182H187ZM240 181H241V184H240ZM33 182V183H34ZM43 182V183H44ZM51 182V180L49 181V183ZM187 182V183H186ZM193 182V181H192ZM206 182V183H205ZM245 182V183H244ZM13 183V184H14ZM27 183V182H26ZM43 183H40V184H42L43 185ZM52 183V182H51ZM74 183V184H75ZM2 184H3V182H2ZM8 184H11V180H10V183H8ZM13 184L11 185V186H13ZM31 184V183H30ZM33 184V186L34 187H32V188H35V186H37L38 187V184ZM53 184V183H52ZM100 184V183H99ZM246 185L248 188H249V190H252V191H249L250 192V194H249V192H248V194L249 195H243V194H246V193H241V192H239V188L238 189H236L237 187H238V185L240 186V185ZM1 185V184H0ZM5 185V184H4ZM15 185V184H14ZM64 185V184H63ZM73 185V184H72ZM76 185V184H75ZM135 185V184H134ZM138 185V184H137ZM242 185V186H243ZM8 186V185H7ZM28 186V185H27ZM44 186V185H43ZM77 186V185H76ZM195 186V187H196ZM3 187H5V186H3ZM16 187V186H15ZM20 187V188H19ZM24 187V186H23ZM67 187V186H66ZM66 187H65V189H66ZM70 187H72L71 185H70ZM82 187H85V186H82ZM157 187L158 186H156V189H157ZM161 187V186H160ZM247 187H245L244 186V189H243V192H245V190H247L248 191V188ZM8 188H10V185L8 186ZM12 188V187H11ZM40 188V187H39ZM44 189H45V187H43ZM43 188H42V191H43ZM48 188V187H47ZM50 188V187H49ZM64 188V187H63ZM72 188H74V189H76V187H72ZM104 188V187H103ZM211 188V189H210ZM246 188V189H245ZM6 189V188H5ZM15 189V188H14ZM58 189V188H57ZM57 189H56V192H58V191H61L60 189L57 191ZM68 189V188H67ZM70 189V188H69ZM164 189V188H163ZM187 189V190H188ZM190 189V190H191ZM12 190V189H11ZM48 190V189H47ZM63 190V189H62ZM189 190V191H190ZM195 190V189H194ZM235 190H238V191H235ZM240 190H242V189H240ZM10 191V190H9ZM8 191V193H10ZM13 191V190H12ZM45 191V190H44ZM43 191V192H44ZM49 191V190H48ZM52 192H54L55 191V189L53 190H51ZM80 191H79V193H80ZM117 191V190H116ZM155 191V190H154ZM212 191V190H211ZM253 191H254V193H253ZM2 192V191H1ZM29 192V191H28ZM31 192V191H30ZM34 192V191H33ZM40 192V191H39ZM55 192V193H56ZM72 192V191H71ZM115 192V191H114ZM119 192V191H118ZM117 192V193H118ZM185 192H186V190H185ZM50 193V192H49ZM65 193H66V191H65ZM79 193H76V194H79ZM189 193V192H188ZM4 194H5V191H4ZM68 194H69V192H68ZM73 194V193H72ZM115 194V193H114ZM119 194V193H118ZM123 194V193H122ZM252 194V195H251ZM38 195V194H37ZM65 195V194H64ZM109 195V194H108ZM117 195V194H116ZM125 195V194H124ZM212 195V194H211ZM251 195V196H250ZM8 196V195H7ZM10 196V195H9ZM9 196L7 197V199L9 198ZM42 196V197H41ZM47 196V195H46ZM52 196H54V194L52 195ZM51 196V197H52ZM68 196V195H67ZM72 196V195H71ZM119 196H121L120 194H119ZM127 196V195H126ZM152 196H154L151 200L152 201H154V202H156V198H157V195H156V192H154L153 193V195ZM151 196V197H152ZM214 196V195H213ZM33 198V200H32V198ZM55 197V196H54ZM66 197V196H65ZM69 198H70V196H68ZM75 197V196H74ZM74 197H73V199H74ZM116 197V196H115ZM122 197V196H121ZM128 197H129V195H128ZM30 198V199H29ZM44 198V199H43ZM64 198V197H63ZM76 199H77V197H75ZM118 198V197H117ZM120 198V197H119ZM50 199H52V198H50ZM59 199V198H58ZM71 199V198H70ZM108 199V198H107ZM121 199V198H120ZM9 200V199H8ZM31 200L33 201L31 204H30V202H31ZM34 200L36 201L35 203H34ZM52 200H54L55 201V199L53 198ZM109 200V199H108ZM107 200V201H108ZM121 200H123V199H121ZM121 200H119V202H121ZM126 200V199H125ZM129 200H130V198H129ZM128 200V201H129ZM150 199H148V201H149ZM44 201V202H43ZM48 201H49V199H48ZM67 201H66V203H67ZM196 201V202H197ZM259 203V202H261V203H259L258 205H257V202ZM14 202V201H13ZM58 202V201H57ZM11 203H12V200H11ZM34 203V205H33V207H32V204ZM55 203V202H54ZM60 203H61V201H60ZM65 203V202H64ZM121 203H124L123 201L121 202ZM36 204V205H35ZM43 204V205H42ZM96 205V209L99 207V205L101 206V209H98V211L99 210H101L99 213H98V211H96V209L94 208V206H92V205ZM262 205L263 207H261V206H259V205ZM52 205H53V202H52ZM65 205H67V204H65ZM67 205V206H68ZM89 205H91V206H89ZM175 205H177V203H175ZM182 205L183 204H181V208H182ZM198 205V204H197ZM12 206V205H11ZM11 206H10V209H11ZM32 207V209H28V208H31ZM36 206V207H35ZM87 206H89V207H93L95 210L94 211H96V212H94L95 213V216H94V214H92V213H90L89 215H90V217H89V219H86L85 220V217L87 218V216H88V214H87V216L85 215V217H84V219H83V215L81 216L80 215V213L82 212V210L84 209L85 211H86V207ZM98 206V207H97ZM61 207V206H60ZM185 207V206H184ZM183 207V208H184ZM37 209L36 211H35V209ZM39 208V207H38ZM64 208V207H63ZM93 208H92V210H93ZM103 208V209H102ZM111 208H112V206H111ZM174 208V207H173ZM175 208H176V206H175ZM231 208H233L234 210L232 211L231 210ZM259 208L260 209H262L263 210V212L261 211V210H259ZM40 209H43V208H40ZM49 209H52V208H49ZM65 209V208H64ZM90 209V208H89ZM43 210H46V208L45 209H43ZM48 210V209H47ZM83 210V211H84ZM183 210V209H182ZM30 211H32L31 213V215H33L34 217H30L29 219L27 218V220H26V217H27V215L29 214V212ZM113 211V210H112ZM38 212V211H37ZM47 212V211H46ZM89 212H91V209H90V211ZM151 212V211H150ZM177 212H179V209H177ZM182 212H184L183 214H182ZM49 213V212H48ZM47 213V214H48ZM82 213H84V212H82ZM86 213H88V211H86ZM96 213H98L99 215H98V217H97V215H96ZM113 213V212H112ZM153 213V212H152ZM170 213V212H169ZM62 214V215H63ZM77 215H80L81 217H79V218H81L82 220H84V221H86V222H84V221H82V220H79L78 219V217H77ZM115 215V214H114ZM118 215V214H117ZM150 215V214H149ZM194 215V214H193ZM195 215V216H196ZM241 215H242V217H241ZM245 217H244V216ZM47 216V215H46ZM52 216V215H51ZM92 216H94L93 217V219L94 220H92ZM108 216H109V218H108ZM113 216V215H112ZM116 216V215H115ZM145 215L143 214V217H144ZM36 217V218H35ZM60 217V216H59ZM62 217V216H61ZM61 217H60V220H62L61 219ZM140 217V216H139ZM150 218H146V217H144V218H142V217H140V218H142V219H145L146 220V222H145V224H144V227H143V229L145 228V231L148 233V231H151V236H153L155 239L156 238H160L161 237V235L163 234L162 232L164 231V229L161 227V225H160V223L158 222L159 221V217L157 216V212H154L153 214H151V216H149ZM172 217V218H173ZM199 217V218H198ZM244 217V219H242ZM5 218V219H4ZM17 218H15L14 219V217L12 218V219H14V221L17 219ZM34 220L33 221V223L35 222V224H33V225H31V223H32V219ZM54 218V217H53ZM66 218V219H67ZM79 220V221H82V222H84L86 225V228H85V226H84V224L82 223V222H80V224L79 225H76L77 223H79V222H77L76 220L77 219ZM101 220L100 221V223L99 222H97L98 220ZM171 218V217H170ZM172 218H171V220H172ZM11 219V221H13ZM36 219H37V221H39V223H36ZM45 219V218H44ZM49 219H50V217H49ZM88 220H92V221H95L96 220V222L95 223H97V224H94L95 225V228L93 229V227L91 228H89L88 229V225H89V222H88ZM144 220V221H145ZM91 221V222H92ZM62 222H63V220H62ZM76 222V223H75ZM118 222V221H117ZM28 223V222H27ZM43 223V222H42ZM41 223V224H42ZM94 223V222H93ZM93 223H90V224H92V226H94L93 225ZM99 223V224H98ZM11 224V223H10ZM14 224V223H13ZM18 224V223H17ZM58 224H60V223H58ZM62 224V223H61ZM15 226H16V224H14ZM14 226V227H15ZM84 226V227H83ZM17 227V226H16ZM39 227H41V226H39ZM59 227V226H58ZM82 227L84 228V229H86L85 231L86 232H83L82 231V233L83 234H85L86 233V238H85V240H84V238H82V236H83V234L82 235H80V231L82 230ZM171 227V226H170ZM20 228H22V227H20ZM118 230H117V229ZM121 228V227H120ZM17 229V228H16ZM35 229H36V231H35ZM62 229H64V228H62ZM9 230H10V232H9ZM18 230H19V228H18ZM17 230V231H18ZM59 230H60V227H59ZM93 230V231H92ZM122 230V229H121ZM33 231H35L33 234H32V232ZM53 231H52V235L53 236H56L58 233H53ZM71 231V232H70ZM79 231V232H78ZM10 233V234H9ZM121 233H122V231H121ZM124 233H125V231H124ZM21 234V233H20ZM47 234V235H48ZM98 234V235H99ZM150 234V233H149ZM19 235V234H18ZM78 235V236H77ZM127 235V234H126ZM1 236H3V237H1ZM44 236V237H43ZM94 235H92L91 236V240L89 239V241H87L88 243L90 242V244L91 245H93L94 244V242H98L97 240H95L93 243L91 242L92 241V239L94 240V238L96 239V236L95 237H93ZM102 236V235H101ZM101 236H98V237H101ZM120 236L123 238H120ZM19 237V236H18ZM17 237V238H18ZM65 237H67L66 239H65ZM87 237H88V239H87ZM93 237V238H92ZM105 236H102V241L104 240L103 238H104ZM46 238V237H45ZM107 238H105L106 240H107ZM52 239H53V237H52ZM53 239V240H54ZM70 239V240H69ZM98 239V238H97ZM45 240V239H44ZM99 240H101V238H99ZM105 240V241H106ZM46 241V240H45ZM69 241H71L72 243L70 244V242ZM84 241V242H83ZM26 242H24V243H26ZM47 242H48V240H47ZM82 242V243H81ZM158 242V241H157ZM2 243V244H1ZM102 243V242H101ZM101 243H100V245H101ZM160 243H161V241H160ZM26 244V245H27ZM131 244V243H130ZM6 245H8V244H6ZM69 245H68V247H67V249L69 248L70 249V247H69ZM90 245V246H91ZM97 245H99V244H97ZM99 245V246H100ZM104 245V244H103ZM145 245V244H144ZM158 245H159V243H158ZM48 246V245H47ZM85 246V245H84ZM89 245L87 244V247L85 248V249H90L89 247H88ZM99 246L97 247V246H95V247H97L96 249H98V250H100V248H99ZM105 246V245H104ZM113 246H111V248L113 247ZM5 247V246H4ZM8 247V246H7ZM82 247V248H81ZM94 247V248H95ZM20 247H17V249L16 250H19V252H21L20 251V249H19ZM42 248H41V252H42ZM47 248V247H46ZM61 248V249H60ZM65 248V247H64ZM72 248V247H71ZM152 248V247H151ZM50 249V250H51ZM67 249H63L64 250V252L65 251H69V249L67 250ZM85 249H84V251H85ZM87 249V250H88ZM103 249H106V248H103ZM102 249V250H103ZM5 250V249H4ZM9 250V249H8ZM22 250V249H21ZM47 250V249H46ZM74 250H76V248L74 249ZM93 249L91 248V252H85L86 254H85V257H86V264H89V261H92L91 260V258H95V253H94V251H92ZM95 250V249H94ZM98 250L96 251V254H98L99 252H98ZM106 250H108V249H106ZM105 250V251H106ZM113 250H115V249H113ZM119 250H118V252H119ZM12 251V252H13ZM48 251V250H47ZM83 250H81L80 252H82ZM84 251L82 252L83 254H84ZM88 251H90V250H88ZM104 251V250H103ZM155 251V250H154ZM70 252H71V249H70ZM98 252V253H97ZM2 253H3V251H2ZM46 253V252H45ZM78 253V254H77ZM112 253V252H111ZM13 254V253H12ZM49 254V253H48ZM47 254V255H48ZM66 254H67V252H66ZM82 254V255H83ZM9 255H10V252H9ZM69 255H71L70 253H69ZM71 255V256H72ZM105 255V254H104ZM6 256V255H5ZM17 256V255H16ZM63 256H64V254H63ZM67 256V255H66ZM84 256V255H83ZM112 256H114V252H113V255ZM1 257V256H0ZM9 257V256H8ZM49 257L47 256V258L49 259ZM68 257V256H67ZM96 257H98V255L96 256ZM12 258V257H11ZM16 258V257H15ZM46 258V259H47ZM58 260H57V259ZM65 258V257H64ZM69 258H72V257H69ZM68 258V259H69ZM3 259V258H2ZM47 259V260H48ZM80 259H81V257H80ZM107 259V258H106ZM15 260V259H14ZM57 260V261H56ZM65 261H66V258L64 259ZM75 260H76V258H75ZM74 260V261H75ZM85 260V259H84ZM97 260H98V258H97ZM6 261V260H5ZM4 261V262H5ZM50 261V260H49ZM49 261H46L44 264H47V262H49ZM68 261V260H67ZM73 261V262H74ZM77 261H78V259H77ZM101 261V260H100ZM1 262V261H0ZM3 262V263H4ZM7 262H8V260H7ZM64 262V261H63ZM69 262H72L71 260L69 261ZM82 262V261H81ZM80 262V263H81ZM84 262V261H83ZM82 262V263H83ZM124 262V263H123ZM2 263V264H3ZM10 263H11V261H10ZM51 263H54V262H52L51 261ZM50 262L48 263V264H51ZM57 263V264H58ZM75 264H78V263H76V262H74ZM79 263V264H80ZM109 262L108 261H102V262H95V263H93V264H108ZM5 264V263H4ZM7 264V263H6ZM66 264V263H65ZM69 264H71V263H69Z\"/></svg>",
    "mask_w": 264,
    "mask_h": 264
}]
</instances>
